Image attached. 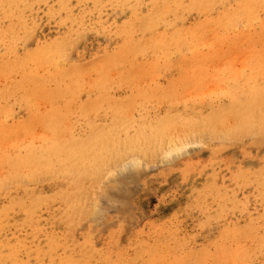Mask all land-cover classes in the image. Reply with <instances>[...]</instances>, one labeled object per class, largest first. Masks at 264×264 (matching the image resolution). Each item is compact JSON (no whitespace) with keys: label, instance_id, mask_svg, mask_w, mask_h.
I'll list each match as a JSON object with an SVG mask.
<instances>
[{"label":"rangeland","instance_id":"obj_1","mask_svg":"<svg viewBox=\"0 0 264 264\" xmlns=\"http://www.w3.org/2000/svg\"><path fill=\"white\" fill-rule=\"evenodd\" d=\"M78 1L77 0H63V1L62 0H60V1L59 0H47V1L46 0H29V1L28 0H7V2H6L5 0H0V37H1L2 29H3V33H2L3 35L2 36H3V38L5 37L4 38L5 40L1 39L2 42H0V47H1L0 48V52H1L0 55H2L5 52L4 53L5 55L3 54V57L2 58L0 57V62H1L0 63V68H1L0 72L2 71L3 68H6V67H7V69H5V70L3 69V70L6 73L9 72V74H7L6 76L4 75L5 78H4V76L2 78L1 77L2 75L0 76V80H1L0 81V87H1V89H3V87H4L6 90L5 91L3 89V91H5V92H3L0 89L3 92V93L0 92L2 94V95L0 94V103L5 102L3 104V106L1 103L0 108H2V107L5 108V106L9 102L12 103V105H10V103H9L8 107H6L5 109H3V110L1 109L3 111V112L1 111L3 116L0 114V119L2 120L0 122L1 123L0 125L3 124V126L0 127V130H2V128H3V130L6 129V131H7V132L3 131V133H1V131H0V139H1V136L3 137V141H1L2 139L0 140V149L4 153H6V157H4V158L9 157L7 159H10L9 161L12 164V167L9 168V166H11V165H8L9 163L5 164L8 162L7 159H6L7 162L4 161L5 159L3 161L1 160L2 156H4L5 154L2 153V151L0 150V153L4 154L2 156L0 154V164L1 163L3 164L0 166V184H1L0 192H1V194L3 192L2 196L0 194V207L3 206V207H1L2 209L1 208L0 209L3 212L4 209L8 208V210H6V211L4 210V214L0 211V215L3 214L2 216H0V218H1L0 219V225L2 227V225H3L2 220H4L5 217L8 218L7 220L5 219L7 224H8V222L10 223V225H7L5 223V221H3V223H5L3 225L4 229H1V227H0V241L2 239V241L0 242V255H2V257L0 256V259L3 260L2 258H5L3 261L0 260L1 264H10L9 262H11L12 259L15 260L16 258H20V259H24V260L27 258L26 260H29L30 264H37L36 260L37 261L40 260L39 264H42L43 261L45 263V261H47V259H49L51 256H52V262L55 261V263H53V264H61V263L64 264V262L66 264H68V263L72 264L75 261L78 263L79 259H81L83 264H94V263L103 264L104 261H105V263L109 262L110 264H122L123 262L126 264H130V263L131 264L132 263L133 264L134 263L135 264H145V262H146V264H147V260L149 258H151V260L153 261L152 264L153 263L162 264L163 262L165 264H167L169 262L171 263L173 260H175V264H177V261L179 263V260H180L178 258L182 259V261L180 260L182 262V263L180 262V264H186V262L196 261L199 257H201V258L198 261L209 262L210 264H225V263L221 262V261H224L225 252L227 254L229 252L231 253V254L230 253L228 254L229 258H227V257L225 258V259H228L229 262L231 259H234V262L235 263L237 262L236 264H263L264 263V259H263L264 258V248H263V245L261 244L260 240L262 238H264V231H263L264 227L262 228V226H264V134H263L264 130L262 129V130L257 131V127H255L254 128L255 130H249V131H246V133L243 132L239 135H235L234 133H231V132H229V135H225L224 132L221 133V131L223 130L222 129L223 127H225L227 124H229V122H234V120H233L234 117L232 115L223 114L221 111L222 106H228L229 110L231 109L230 106H231L232 102L229 105L230 99H234L235 103L237 104L238 101H240V100L251 99L252 97L258 96V95L264 96V93H263L264 92V79H263L264 78V72H262V70H264V58L263 59L261 58L264 55V51L261 53L258 50V49H260V47H261V49H264L263 48L264 45H263V47L260 46L258 48V46H256L252 41L250 44V41H248L246 38H244L243 35H238V34H241L242 31L244 33L246 31L248 32L249 29H250L251 33H253L252 29H254V31H256V29L254 27L249 28V26L251 25V21L248 18H252L253 14L252 13H250L249 15L244 14L245 11L247 10V8H250V7L252 8V3L254 0H249V1L246 0L244 5H243V2L245 0H240L241 2L238 0V2H237L238 4L236 3L237 0H155V2H154V0H138V1L126 0L127 2H125V0H110V1H108V0H106V1L105 0H92L93 2L97 1V3L96 2L93 3L94 5L92 4L91 0H83V1L80 0V2H78ZM98 1H102L104 3L102 4V2L100 3ZM112 1H114V3ZM35 2L37 3V5ZM48 2H49L50 8L48 7ZM64 2H65V4H69V6H67V5L65 6ZM115 2H116V4H115ZM248 2H250V3H248ZM19 3H21V4H19ZM234 3H236V4L234 5ZM28 4L29 5L31 4L32 6L30 7V6H28ZM60 4L64 5V8L66 7L65 10H64L63 6H61ZM85 4L87 6L89 4L90 7H92V6H94V7H92L90 10V7L88 6V8H87V6H85ZM95 4H97V5L100 4V5H98L99 6L98 7ZM121 4H123V5H121ZM228 4H229V6H228ZM35 5L37 6V8H35ZM82 5H83V7H82ZM233 5H234V8L231 9V7ZM42 6H43V8H40ZM78 6H81V7H78ZM242 6L244 8H245V6H247V8L244 9ZM28 7H30L31 9ZM46 7H47V9H46ZM240 7H242V8H240ZM32 8H34V9H32ZM214 8H215V10H213ZM5 9H7V10H5ZM25 9H27V10H25ZM67 9H72V10L67 11ZM81 9H82V11H80ZM85 9H86V11H85ZM42 10H46V11L42 12ZM222 10L223 11L225 10V12H228V14H230V13L232 14V13L237 11L240 14V18H241V19L240 18L239 19L242 22L244 20V22L242 23L239 20V22H237L236 24L232 23L233 24L232 26H224L222 23H220L218 21L220 19V17H222L221 19H225L226 15H223V14H225V12L223 13ZM65 11H67L68 13L67 12L65 13ZM76 11H78V12H76ZM90 11H94V12H91L94 15H92L90 13ZM79 12H80V14H79ZM259 12L261 13L260 14L261 15L260 20H263L262 22H264V16H263L264 10L260 9ZM262 12H263V14H262ZM35 13H36V15H35ZM74 13H75V15L73 16L72 14H74ZM209 13H210V17H209ZM33 14H34V16H32ZM44 14H45V16H44ZM216 14H218V15L216 16ZM29 15H30V17H29ZM59 15H61V16H59ZM87 15H88V17H86ZM203 15H204V17H203ZM53 16H55V17L53 18ZM77 16H78V18H77ZM205 16H207V17H205ZM211 16H212V18H214V20L216 17L215 23L214 22L212 23ZM241 16H243V17H241ZM42 17H43V19H42ZM84 17H86V18H84ZM36 18L38 20H40V23L41 22L43 23V21H44V23H43L44 25H42V23L40 24ZM82 18H83V20H82ZM88 18H90V19H88ZM92 18H93V20H91ZM95 18L97 19L96 22H95ZM24 19H25V21H24ZM49 19H50V21H49ZM126 19H127V21H126ZM26 20H28V21H26ZM86 20H89L88 21L89 24H87ZM204 20H206V21H204ZM256 20H257V18H256ZM20 21H21V23H20ZM34 21H36L39 24H37L36 22L34 23ZM46 21H48V22H46ZM76 21L78 22L77 26L79 25L78 28H77V26H74V25H76ZM201 21H204V22H201ZM57 22L59 23V25ZM68 22H70L69 25H68ZM84 22L86 23L84 25L86 27H83V25H82V24H84ZM199 22H201L203 25H201V26L199 25L200 27L198 25L193 26V24L196 25ZM216 22H218V23H216ZM27 23L31 24V26H29L31 28L28 27ZM92 23H93V25H90ZM97 23H99V25ZM101 23H102V25H101ZM80 24H81V29H80ZM118 24H119L120 28L118 27ZM259 24H260L259 21L254 22V25H256L257 27ZM36 25H38V26H36ZM97 25H98V27H96ZM24 26H27V28L26 27L23 28ZM34 26L37 27L36 30H34L35 29ZM58 26H60V27L57 29ZM91 26H93V28L95 26V28L92 29ZM129 26H131V27H129ZM210 26H212V27H210ZM243 26H244V28H243ZM20 27H22V28H20ZM32 27H34V28H32ZM89 27H91V28H89ZM6 28H8V29H6ZM15 28H17V29H15ZM84 28H86V29H84ZM112 28H113V30H112ZM11 29L12 30L15 29L14 30L15 32L13 31L14 35L11 33ZM30 29H31V31H30ZM63 29H64V31H63ZM83 29H84V31L82 33L81 30H83ZM116 29H117V31H116ZM190 29L194 30V31H201L202 32V35H201L202 40L198 41V45H199L198 52L199 53L198 52H197L198 54L196 53L197 57H201V54H203V58H201V59H199L197 57H196L197 58L196 60L191 59L192 54L190 53V51L188 49L189 43L185 44L184 39L187 40L188 38H191V32H190L191 30ZM7 30L9 31L8 33H10V34L7 33ZM118 30L122 31V32H120L121 36L119 35ZM215 30H216V32H213ZM24 31H25V33H23ZM79 31H81V32H79ZM85 31H86V33H85ZM109 31H111V32H109ZM128 31H129V33H128ZM236 31L238 32V34H235L234 37L231 36V34L236 33ZM29 32H31L32 34ZM33 32H35V34ZM75 32H77V34H75ZM159 32H161V33L159 34ZM5 33L7 35H9V37H7L5 35ZM17 33H19V34H17ZM20 33H22V34H20ZM56 33H58V34H56ZM218 33H219V35H221L220 33H222V34H225L226 36H228L227 33L229 34L230 38H228V37L226 38V36L223 35L227 39L224 42V44H228V46L225 47L227 49H229V46H230V48H233L231 46H233V44H234V48L232 50L229 49V51H227V50L223 51L225 48L223 50L222 49L219 50L218 47H220V46L217 45V44H219L218 39L215 38V35L217 37H219ZM15 34H17V36L22 35L23 38L25 37L26 34H28V35H27V39L26 40L24 39V41H23L22 37L19 38V36L17 37ZM23 34H24V36H23ZM177 34H179V35H177ZM69 35H71V36L69 37ZM115 35H117V36H115ZM208 35H209L208 38L210 39V40L208 39L209 41L206 40L207 39L206 37ZM237 35H238V37H235ZM58 36L60 38L62 37L64 39L60 40V38ZM159 36H160V40H159ZM171 36H172V38H171ZM231 37H233V40H235V41H233V40L230 41L229 39H231ZM13 38H16V39H14V41L19 40L18 42L15 41L17 45H15V43H13L14 42ZM17 38H19V39H17ZM46 38L49 40H47ZM204 38H206V39H204ZM65 39H66V42H64ZM74 39H76V40H74ZM176 39H177V41L174 42ZM236 39H237V41H236ZM9 40L11 42L12 41L13 42L11 43ZM55 40H57V43L59 42V44H57L55 42ZM190 40L191 39H188V42ZM228 40H229V42H228ZM50 41H52V42H50ZM158 41H159V43H158ZM38 42L40 43V45ZM47 42H48V44L45 45ZM68 42H70L71 45H69L70 43H68ZM10 43L12 45H10ZM21 43H23V45ZM53 43L57 44L58 49L61 48V47H58L59 45L62 46V50L60 49V52H58V50L56 52H58L60 55L63 53L62 55L65 54V56H62V58H60V55H58V53L55 54V50L57 49L56 47H54V50H53V48H51V50H50V47L55 46ZM208 43H209V45H212V46H208ZM3 44L4 45L7 44V46H9V47L2 46ZM67 44L69 45V47ZM133 44H135V45H133ZM203 45H206V46H203ZM257 45H262V44L257 43ZM12 46H15V47L19 46V47L18 48L14 47L15 49H13ZM25 46H26L27 51H28L27 53L31 54V55H28L26 53L28 55V60H26V61L24 59H27V55L25 54L26 56L25 57L23 56L24 55L23 53L25 51V49H24ZM35 46L38 48V50L43 48L42 51L44 52V56H42L43 53L41 51H39L40 53L36 52L37 48ZM44 46L45 47L47 46V47L45 48ZM249 46H250V48H251V46H252V48H254V47L255 48L254 49L251 48L248 51L246 48H249ZM65 47L69 48V49H66ZM213 47H214V49L217 47L218 51L217 50L216 51H217V53L218 52L219 53L217 54L215 51V53L217 54L216 55L213 52V57H212V54L210 52L212 51L211 49ZM237 47L238 48L242 47V49L238 50ZM4 48H5V50H4ZM30 48L31 49L36 48V49L29 50ZM107 48L108 49L111 48V49L108 50ZM235 48L237 49L236 51L234 50ZM244 48H245V51H244ZM9 49L11 52H9V51L6 52V50H9ZM11 49L16 50L15 52H13L14 54L12 53ZM45 49H48L49 53H47V51ZM104 49H105V51H104ZM18 50L21 54H23V55L19 54L18 57L20 56L19 58H21V57L22 58H21V60H19L18 57H16V58H14L15 60L12 59L13 60V62H12L11 57L12 58H13V56L15 57ZM200 50L203 52H200ZM205 50L209 51V53H210V54H208V56L206 55L208 58H204V56H205L204 51ZM240 50H242L240 52V54L238 53V55H236V52H239ZM256 50L260 52V56L262 55L261 57L258 55L259 52H257ZM33 51H34V53H33ZM53 51H54L55 55L51 56V52H53ZM103 51H104V53H101ZM163 51H165V52H163ZM179 51H180V53H179ZM181 51H184L185 52L184 54L186 56L184 55L182 57L183 53ZM243 51H244V53L246 52V54H248V55L244 54L245 55V57H244V55L242 54V56H241V53H243ZM253 51L257 52V53L255 52L256 53L255 56H254V54H252ZM68 52H69V54H68ZM138 52H140V53L138 54ZM6 53H8V54H6ZM37 53L39 55L41 54L40 55V58L42 57L41 61L38 57L39 55L36 56ZM45 53H47L46 55L50 54L48 56L49 60L44 59L47 57L45 55ZM126 53L128 54L127 56L125 55ZM135 53H136V56H134ZM144 53H146V54H144ZM32 54L34 56H32ZM66 54H68L69 56L68 55L66 56ZM93 54H95V55H93ZM199 54H200V56H199ZM226 54H227V56H226ZM251 54L253 57L251 56ZM111 55H112V57L110 59L111 61L113 59H116V61L113 60L112 63L107 60L108 58H110L109 56H111ZM164 55H165V57H164ZM196 55L194 53L193 58ZM210 55H211V57H210ZM219 55H220V57H218ZM222 55H224V56H222ZM5 56L8 57L7 60H6ZM31 56H32V59H30V60H32L33 62L32 61L30 62V60H29V58H31ZM35 56H36V58H35ZM50 56L55 57V59L57 57V58H59V60L56 59L55 61H53L54 59L50 58ZM103 56H104V58L102 59ZM189 56H190V58H189ZM37 57H38V60H37ZM124 57L126 59H124ZM130 57H131V59H127ZM33 58H35V60H33ZM68 58H70L73 61H71ZM257 58L260 61H258ZM22 59L24 60V62ZM225 59H227V60H225ZM8 60H10L11 62H9ZM44 60H46V61H44ZM4 61H5V63H3ZM17 61H22V62H17ZM49 61H51V62L49 63ZM69 61H71L70 64L67 63ZM106 61H107V63H106ZM120 61L122 62L121 63L122 65L121 64L118 65L120 63ZM42 62L46 63V65H44V63H42ZM115 62H117L116 65H115ZM258 62H260L261 67H260V65L256 66L257 64H259ZM23 63L25 65L24 68L27 72L22 68ZM25 63L26 64L28 63V65H30V66L29 67H28V65L26 66ZM33 63H34V65H33ZM77 63H81L80 64L81 66ZM113 63H114V65H113ZM246 63H248V65ZM254 63L256 64L255 66H254ZM10 64H12V66ZM16 64H17V66H15ZM39 64H41V65H39ZM67 64L69 66L70 65L71 66L69 67ZM75 64L78 65L79 68ZM249 64H251V65H249ZM13 65L16 67V69L18 67V70H16ZM56 65H57V67H56ZM252 65L255 67L254 70H253L254 67ZM9 66L12 68V69L10 68L11 71L14 68V71L18 74H16L13 71H12L13 73L10 74L11 71H9V69H8ZM34 66L36 67L37 70L33 69ZM45 66L47 67L46 69H45ZM91 66H92V68H90ZM112 66H114V67H112ZM247 66H252V69L250 67V70H249V68H247ZM19 67L21 68V71L23 69L22 72L20 71ZM256 67H259L258 70L256 69ZM260 68H262V69L260 70ZM27 69H29V70L31 69V71L28 72ZM65 69H67L66 71L69 70L68 73L64 71ZM76 69H79V70L76 71ZM32 70H34V71H32ZM98 70L100 71L99 73H98ZM88 71H91V72H88ZM243 71H245L246 73L244 72V74H243ZM253 71L255 72V74ZM50 72H52V73L50 74ZM60 72H61V74H63V76H65L64 78H63V76L60 75ZM64 72H65V74H64ZM3 73L4 72H2L0 74H3ZM6 73H4V74H6ZM20 73L22 75H20ZM241 73L243 75H238ZM12 74H14V75H12ZM29 74H33V75H31V77H33V79L39 78L38 76H36V74L41 76L38 79V81L36 80V83L34 80H31L32 82L34 81L33 82L34 84H37V82L41 81V85L37 84L38 88H35L36 85L33 86L35 88L34 90L31 89L32 86H29L30 87V89H29V87H27L28 85H26L27 83L24 80L25 78H26V80L29 79L28 78L30 76ZM70 74H72V75L70 76ZM248 74L249 75L251 74V78ZM9 75H10V77L13 76L14 78L12 77L13 79H11L9 77ZM26 75H28V76H26ZM47 75L48 76L50 75V76L48 77ZM244 75H247V76L244 78ZM20 76H21V79H23V80L19 84L21 86L24 85V90H27L26 92H24L23 88H21L23 91L18 89L21 86H19L17 88L18 83H16V82H18V80L20 79ZM22 76H24V77L22 78ZM34 76H36V77H34ZM42 76H45V77L42 78ZM248 76H249V78H248ZM80 77L81 78L83 77L82 80ZM15 78H17L18 80L16 81ZM41 78H42V80L44 78H46L45 80H43V82H45V81L46 82L49 81V82L45 83V86H44V84L42 85V83H43L42 80H40ZM58 78L60 79L59 82H57ZM84 78H85V80H84ZM247 78H248V80H247ZM4 79H6V80H4ZM9 79H10V81H9ZM21 79H20V81H21ZM51 79H52V81L50 82ZM116 79L120 80V82H117ZM11 80L13 81V83ZM62 80H64V82H67V84L64 83ZM66 80H68V81H66ZM28 81L31 82L30 79L27 80V82ZM60 81H61V83H60ZM2 82L4 85L2 84ZM8 82H9V84H11V85H9V87L7 86ZM32 82L29 83V85L33 84ZM107 82H109V83H107ZM105 83L108 84L109 86L107 85L108 86L107 87ZM53 84L54 85L56 84V86H53ZM63 84H66V85H68V87H71V88H69L71 90V93H72V90H74V89L76 91L75 93H77V91L79 89H80L79 92L82 90L80 94H78L79 92L77 93L78 95L76 97L77 98L79 97V99L76 98V100H74L75 97L73 98L72 95L75 93L73 92L71 94V97L67 100L65 98V97H67L65 94L70 96V93H69V89H67L68 93H66V89L64 87L66 85H63ZM12 85H13V87H11ZM14 85H17V86H15V88H14ZM38 85L42 86L44 88L43 89L41 87V90H45V88H46V91H48V87H50L49 92L46 93V91H44V94H46L45 95L46 97H44V95L41 94L43 91L40 90V87ZM50 85L55 87V89L52 88ZM59 85L64 87V89L62 87H60ZM90 85H91V88H90ZM121 85H123V86H121ZM58 86L60 87V89ZM98 86H100V89L103 86H104V88H102L100 90ZM25 87H27L28 89ZM68 87L66 86V88H68ZM110 87H111V89H109ZM11 88L14 90H12ZM51 88H52V90H51ZM61 88L63 91L65 90V92H63L61 90ZM96 88L99 89L100 91L97 90ZM16 89L18 91H16ZM36 89L38 91H36ZM53 89L55 91H53ZM235 89H236V91H235ZM7 90H8V92H7ZM58 90H60L59 91L60 93H63L62 94L63 96L65 95L64 98L60 93H57ZM106 90H107L108 94L105 93ZM221 90H223V91H221ZM14 91L16 93L19 92L18 95L13 94L12 92H14ZM102 91L104 93L102 94L103 97L101 98L102 95H100V94L102 93ZM224 91H226V92L230 91L231 92V95H230L231 98L229 97L228 93H227L228 95L226 94L227 95L226 96ZM242 91H244V92H242ZM253 91H255V92H253ZM9 92L12 94H10ZM20 92L21 93L23 92L22 94L24 96ZM31 92H33V95L31 94ZM93 92L95 93V95ZM99 92H100V94H99ZM221 92H223L226 97L224 95L221 96L222 95ZM48 93H49V95H47ZM85 93H87V96L85 95ZM109 93H110V96H109ZM113 93H114V95H113ZM210 93H211V95H210ZM39 94H41V95H39ZM88 94L91 97L88 96ZM97 94H98V96L99 95L100 96L98 97ZM232 94H234V96ZM6 95H7V97H6ZM11 95L14 99H16V97L17 98L20 97V98H18V101H17V99L14 100L11 97ZM25 95H28L29 97L25 96ZM55 95H57V96L61 95L60 96L61 98L60 97L58 98ZM104 95H107V96H104ZM32 96H34L37 100L35 98H33ZM39 96L44 97L45 100L42 98H39ZM53 96L56 97L57 99H55ZM94 96H97V97L94 98ZM21 97L22 98L27 97V98H29V100L28 99L26 100L24 98L21 99ZM87 97H89V99H91V100H89ZM235 97H236V99H235ZM2 98H3V100H2ZM8 98H10V99H8ZM48 98L52 99V101ZM70 99H72V101L65 102L66 100L69 101ZM86 99H87V101H86ZM97 99H100V101ZM6 100H8V101H6ZM20 100L23 102L25 101L24 102L25 104L23 102L19 103L20 105L22 104L21 105L22 107H20L18 104V102ZM38 100H40V101H38ZM42 100L44 103L42 102ZM48 100H50V102ZM61 100H63L64 102ZM78 100H80V101H78ZM83 100H85V101H83ZM95 100L98 101V103L95 102ZM217 100H219V101H217ZM12 101H14V103L17 106L15 104H13ZM46 101H47V103H46ZM108 101H110V102H108ZM65 103H69L71 106L68 104L69 107H67V104L65 105ZM82 103H84V105H82ZM39 104H41V105L39 106ZM62 104H63V106H62ZM73 105L75 107H73ZM102 105H103V107H101ZM110 105L113 107L112 109H109ZM139 105H140V107H139ZM25 106L26 107L29 106L30 108H28V107L26 108ZM45 106L47 108H45ZM64 106H66L67 108ZM82 106L86 107V109L82 108V110H84V111L90 110V112L85 111V112H83V115L80 114L81 116L79 117V113H82V112H79V111H82L80 109ZM104 106H106L105 107L106 109L104 108ZM236 106H239V105H236ZM18 107H19V109H17ZM199 107H201L200 111H199V109H197ZM42 108H43V110H42ZM10 109H12L13 115H11L12 113H9L11 111ZM26 109L29 111L32 109L31 113L29 115H28L29 112L27 113ZM35 109H37V112ZM51 109L52 110L56 109V112L52 111ZM72 109L73 110L75 109L74 110L75 112ZM146 109H148V110H146ZM194 109H195V111H194ZM7 110H8V113L10 115L7 113ZM257 110H259L260 112L264 111L262 106H260ZM23 111H24V113H26V115L23 113ZM48 111L50 114L44 118V115H47L48 113L46 114V112H48ZM66 111H68L67 114H65ZM105 111H106V114H105ZM217 111H218V113H217ZM39 112L40 113L42 112V114H44V115L41 114V117H39V115H40ZM51 112H53L55 114H53ZM60 112L62 113L61 116H60V114H58ZM69 112H70V114H68ZM86 112L88 114H86ZM111 112H112V114H111ZM201 112L204 114L205 113H207V114L203 115ZM37 113H39V114H37ZM56 113L58 114L59 117H56L57 116ZM187 113L189 115H187ZM198 113L200 114L201 117L203 115V117H202L203 122H202V119L199 120ZM15 114L17 115V118H16ZM174 114H175V116H174ZM19 115H21V116H19ZM84 115H86V116L84 117ZM105 115H107V116H105ZM183 115H185L186 117H184ZM192 115L196 116V117H193ZM209 115H211L210 116L211 121H208ZM29 116H31L30 117L31 119L36 120V121L34 122L31 119H29ZM32 116H33V118H32ZM34 116H35V118H34ZM180 116H183L185 118V120L189 119L187 117L191 116V119L194 122L193 121H192V123L189 122L190 121V119H189V120H186L187 122H189L188 125H186L187 123L182 125L184 120H183V122L181 121L182 122L181 123L179 119L182 120V118ZM224 116L227 117V119H225ZM12 117H14V118H12ZM177 117H180V118H177ZM23 118L25 120L24 122H23ZM27 118H28V120H27ZM36 118L39 119L40 121L42 120V123H40L39 121L37 122ZM58 118L60 121H58ZM61 118H62L63 122H61L62 121ZM71 118H75L76 120L78 119V121L75 122L76 120L75 119L71 120ZM85 118H86V120H85ZM176 118H177V121L180 123V125H178V123H177V126H176V123H175V126H176L175 127L172 125H174L173 121L176 120ZM222 118H224V119L221 120ZM45 119L46 120L49 119V120L46 121ZM81 119H82V121H81ZM147 119L150 122H148ZM217 119H218V121H217ZM29 120H30V122H28ZM73 120H74V122H73ZM111 120H114V123ZM144 120L146 121V123ZM224 120H225V122H224ZM228 120H229V122H228ZM43 121H45L47 124L50 121V122L54 123L55 125L54 124L52 125L49 122L53 127L50 126V124H48L47 125L48 127H47L46 123ZM167 121L169 123V124L166 123V125L168 127L171 125L170 123H172V125L170 126V129H165V127L167 128V126L165 125V122H167ZM195 121H196V123H195ZM10 122H12L10 124V127L11 126L13 127L14 125L17 124V128H19L21 130L13 129L15 127L8 128ZM27 122L32 124V125L28 124ZM33 122H34V124H36L35 126H34ZM58 122H60L61 125ZM21 123H23V124L25 123V125L20 126ZM43 123H45V126ZM56 123H58L59 125L58 124L56 125ZM83 123H84V125H83ZM97 123H100V124H97ZM108 123H110V124H108ZM143 123H145V125ZM147 123H149L150 126L147 125ZM6 124H7V127H6ZM79 124H81L82 127H80ZM162 124H164V126H162ZM90 125L92 127H94V125H95V127L93 128L94 130L92 129V127ZM101 125L103 126V130H101L102 129ZM108 125H109V129L105 132H108L109 130H111V131H109L110 136H108V134H107V137H109V138H107L105 136L106 133L104 132V133H102V135L105 138H103V136H101L100 132L104 131V127L108 128ZM191 125H192V127H191ZM193 125H194V127L196 126L197 129L194 128ZM22 126H24L26 128H24ZM42 126L46 127V128L50 127L49 129L51 130V128H52L53 131L50 132L49 129H47V131H45L46 128H43ZM87 126H89V127H87ZM96 126L98 127L97 131H96V129H97ZM110 126H111V128H110ZM148 126H149V130L151 129L152 132L154 131V133L157 134L158 136H154V133H148L147 134L146 130L148 129ZM184 126H186V127H184ZM146 127H147V129H146ZM153 127H154V130H153ZM171 127L172 128L175 127L177 130H175L174 128L172 129ZM33 128H34V130H32ZM62 128H63V132H60V130H62ZM85 128H86V130H84ZM87 128H89V129L87 130ZM157 128L159 129V131L157 130ZM9 129L10 130L13 129L16 131L12 130L13 132H11ZM26 129H27V131H26ZM29 129L31 131H33V134H31V132H29L30 131ZM219 129L221 131H219ZM75 130H77V131L75 132ZM82 130H84V131H82ZM89 130L94 131V133H93V134H95L94 137L97 134V138H99V134H100V137L104 140L103 141L104 145L106 144V145H108V147L106 145L103 147V145H102L103 142L100 143V142H98V139H94L93 134H91V136L88 135L89 133H91V131H89ZM99 130H101V131H99ZM149 130H147V132H151V130L150 131ZM191 130L193 131L194 134L191 133ZM202 130H205V131H202ZM25 131L28 132L29 134H27V133L25 134L24 133ZM72 131H73V133H71ZM155 131L156 132L158 131V132L156 133ZM79 132L82 134H80ZM211 132L214 134L212 135ZM257 132H259V133H257ZM21 133H24V134L21 135ZM35 133L39 137L38 136L36 137ZM50 133H52V135ZM59 133H61V134H59ZM69 133H71V136H72L71 140H70L71 136L69 135ZM110 133H112V134H110ZM130 133H131V135H130ZM135 133L138 135H136ZM158 133H161V134H158ZM162 133H163V137L159 136V135H162ZM182 133L185 137L184 139H182L183 138ZM185 133H187L188 136H186ZM7 134L8 135L12 134V136L10 137ZM72 134H74L75 136ZM149 134H152L153 137ZM175 134L178 137L176 139H175ZM34 135H35V138H33ZM81 135L83 137H80ZM112 135H116V136H114L116 138H114ZM146 135L148 138H150V137H152V138H151V140L150 139L146 140L144 143V140L147 139ZM232 135H234V137ZM14 136H16L17 138L20 136V138L15 139ZM43 136H45V137H43ZM73 136H74V139H75V137H77L74 140V143L72 142ZM132 136L134 139H136L135 141L132 138ZM168 136H170V137H168ZM4 137H5V139H4ZM6 137L8 138L9 142H8ZM78 137H79V139L82 138V141H81V139L79 140ZM158 137H161L162 139L158 138ZM86 138H87V140L89 139V141H87ZM91 138L96 143L98 142V144L96 145L94 143V141L91 140ZM129 138H131V141L129 140ZM138 138L141 139V140L139 139L140 140L139 143H138V141H139ZM142 138H145V139H142ZM155 138L157 139V141L155 140ZM40 139H41V141H40ZM113 139H116V140H113ZM160 139L162 140V142ZM5 140L7 141V143ZM78 140L80 142V143L77 142L78 145L81 144L79 146V148H78V145H76L77 143L75 144V142ZM107 140L110 141L109 144H107V142H108ZM132 140L134 143L132 142ZM164 140H165V143H164ZM4 141H5V143H4ZM83 141L85 143L87 141L88 144L92 141L94 144H92V142H91L89 146L96 145V146H94L95 148L93 146H92V148H94L93 149L94 152H96L98 150L97 153H99V154H97V155H96V153L92 154L90 152V150L93 151L91 149V147L86 146L85 149L88 147L90 150H88V148H87V150L92 154L91 155L92 157L89 158L90 153H86L87 151L85 149H84L85 151H83V149H82V148H84V146L82 145ZM111 141H115L116 143L113 142V143H115V144H113ZM124 141H126L125 145H124V143H125ZM147 141H149L148 144H147ZM158 141H159L160 145H158ZM181 141H182V143H181ZM185 141H187V142H185ZM13 142H15L16 144L15 143L13 144ZM44 142H46L49 145L46 146L47 149H45L43 154L40 155L41 152H38V150L34 149V148L40 147L41 144H42L41 147H43ZM57 142H59V145L62 147V148L59 147L60 150L62 149V151H60L61 155L58 154V153H60L58 150V147L56 146L57 147L56 148L54 146ZM117 142H118V144H117ZM127 142L128 143L132 142V143H130V145H128ZM153 142L154 143L156 142L155 146H154ZM53 143H55V144H53ZM67 143H68V145H67ZM63 144H65V145H63ZM72 144H74L77 148L74 147V145H72ZM86 144H84V145H86ZM185 144H188V146H186ZM18 145H19V149H17ZM22 145H24V147H22ZM99 145H100V147L102 145V148L100 149V147H99L97 150H95ZM20 146H21V148H20ZM66 146H70L73 148V155L70 153L72 151L69 149V147H67L65 150L63 149ZM115 146H116V148H114ZM152 146L154 149L152 148ZM183 146H185L186 149L183 148ZM26 147H28V148H26ZM80 147H81V150H80ZM171 147H172V149H171ZM176 147L179 148L180 151L179 150L177 151ZM31 148H32L31 151H34V150L37 151V153L32 154L34 156L31 155V153H32L30 151ZM52 148L53 149L55 148L57 151L55 152V150H53ZM103 148L105 150H108V151H106V152H105V150L103 151L102 150ZM129 148H130V150H128ZM38 149H40V148H38ZM67 149L70 151L69 152L66 151ZM78 150L80 152H78ZM101 150H102L101 153L103 155L100 153ZM171 150L173 151L172 154L174 153V155L168 154L169 152H171ZM174 150L177 154H175ZM21 151H22V153H25L27 151L26 152L27 154L19 153ZM28 151H30V152H28ZM51 151H53L55 154L58 152L57 154H58L59 158L56 157L57 155L53 156L54 155L53 154V155H50V159H48L49 158L48 154ZM65 151H66V153H65ZM81 151H83V155L85 154L83 157L84 161H80L83 159H81L82 157L81 158L78 157L79 154L77 155V153H81V155H82ZM114 151H115V153H114ZM74 152H76V155H77V156L75 155L76 157H73ZM15 153L16 154L18 153L20 156H18V154L15 155ZM28 153H30V154H28ZM64 153H65V155H64ZM7 154H9V155H7ZM10 154H11V156H10ZM36 154H37V156H39V157L41 156V157L39 158V157L35 156ZM44 154H46V155H44ZM86 154H88V157L86 156ZM116 154H118V155L116 156ZM119 154H121V155H119ZM23 155H24V157H23L24 159L21 157ZM25 155H27V156H25ZM30 155H31V158H30ZM62 155H64V158L67 155L68 156L72 155V156H69V158L67 156L66 159L63 158L64 160L62 161V160H60L62 158ZM102 156H104V157L101 158ZM114 156H115V158H114ZM119 156H121V157H119ZM12 157L15 158V160H13ZM18 157L19 158L21 157L23 162L20 161L18 159ZM46 157H48V158H46ZM72 157H73V159H72ZM77 157L79 160H77L78 162L75 163L76 162L75 159H77ZM169 157H170V159H169ZM16 158L19 160V162L16 161L17 160ZM29 158H30V162L32 160L31 165H30V162L28 161ZM38 158H39V160H37V161L40 163H37V161H34ZM43 158H45V160L47 159V162L44 160H41ZM51 158L54 159V161H51ZM92 158H94V159L97 158V162H94V159H92ZM171 158H172V160H171ZM25 159H26V161H28L29 165H25V163H26V161L24 162ZM67 159H70V161L67 162L66 161ZM112 159H113V162H112ZM13 161H15V164H13L14 163ZM55 161H57L58 163ZM64 161L67 162L66 166H65L66 163H64ZM71 161H73V162H71ZM87 161H89V162L86 163ZM91 161H93L95 163V168H94L93 162H91ZM16 162L18 165L16 164ZM20 162H22L23 166L25 165L24 169H23V166ZM42 162H43V164H42ZM48 162H50L51 164L48 165ZM70 162H71V164H70ZM80 162H81V165H80ZM114 162H116V163H114ZM59 163L63 164L65 166V168L63 165H61ZM74 163H75V166H74ZM13 165H14V167H13ZM89 165H90V168H89ZM104 165H106L107 168L104 167ZM18 166H20L19 167L20 169H18ZM53 166L57 170L55 168L53 169ZM69 166H71V167H69ZM109 166H110V168H109ZM26 167L29 171L25 169ZM83 167L85 168V170L83 169ZM91 167L94 168L93 169L94 171L92 170ZM50 168H51V170L53 169L52 172H51ZM86 168L88 170H86ZM16 169H18V171ZM98 169H100V170H98ZM102 169H103V171H102ZM13 171H15V172H13ZM46 171H47V173H46ZM96 171H98V172L100 171V173H98ZM105 171H106V173H109V174L111 173V175H109V177H105L106 175H108L105 173ZM44 172L46 173L45 176H44ZM83 172H84V174H83ZM3 173L5 175H3ZM8 173H10V174H8ZM14 173H15V175H11ZM86 173H87V175H86ZM17 174H18V176H17ZM82 174H83V176H82ZM100 174L101 175L106 174V175L104 177L102 176L103 179H101ZM6 175H7V177H6ZM58 175H59V177H58ZM92 175H93V177H91ZM37 176H39V177H37ZM3 177H4V180H3ZM13 177H14V179H13ZM15 177H17V178H15ZM37 178L41 184L38 182ZM52 178H53V180L51 181ZM56 178H60V180H64V181H62L60 183L59 179H56ZM106 178L107 179L109 178V181L106 180ZM248 178H249V180H248ZM252 178L253 179L256 178V179L253 180ZM103 180H104V182H103ZM19 181H20V185H19ZM47 181H49L48 184L46 183ZM80 182L81 183L83 182L82 183L83 185L80 186L81 189L77 186V185H80ZM94 182H95L96 186L92 184ZM102 182L105 184L103 185ZM26 183L29 184L30 187ZM98 183H101V185L100 184L98 185ZM15 184H16V186H14ZM17 184L19 185V187ZM54 184H56V185H54ZM85 184H87V185H85ZM64 185H65V187H64ZM24 186H25V188H24ZM40 186H41V188H40ZM98 186H100V187H98ZM22 187H23V189H22ZM91 187H92V190H90ZM111 187L113 188V190ZM115 187H117V188H115ZM3 188H6V189L10 188V189H7L8 190V192H7V190L3 189ZM12 188H14V189H12ZM19 188L21 189V191L19 190ZM76 188L79 190H77ZM87 188L89 190H87ZM24 189H25V193H24ZM96 190H97V192H96ZM79 191H81L79 194L82 193L81 197L78 195ZM70 192H72V193H70ZM67 193L70 195H67ZM74 193H77V194H74ZM43 194L45 197L43 196ZM72 194H74V195H72ZM91 194H93V195H91ZM75 195L77 197L76 200H78V196L80 198L79 200L82 199L81 202L80 201L78 202V201L74 200V198H72V197H75ZM32 196H34V197H32ZM6 198H8V199L6 200ZM14 198H15V200H14ZM29 198L31 200L32 199L33 200L30 202ZM25 199H27V200H25ZM36 199H38V201H36ZM42 199L46 203H44V201ZM40 200H41V202H40ZM61 201H62V203H61ZM20 202L23 204H21ZM38 202H39V204H38ZM47 203H48V205H47ZM26 204H29L28 207ZM58 204H60V205H58ZM89 204H91V205H89ZM94 204L97 205V207ZM17 205L20 206L21 208L23 206V208H26V211H25V209L23 210V208L21 209L19 207L17 209L16 208ZM74 205H76V207ZM66 206H68V207H66ZM88 207H89V209H88ZM95 207L97 209H95ZM13 208H14V210H13ZM27 208H28V210L30 208V210L28 211ZM32 209H34L35 212H33ZM45 209H46V211H45ZM10 210H12V211H10ZM22 210H23V213L21 212ZM17 211H18V215H17ZM5 212H7V214ZM25 212H26V214L24 215ZM90 213H91V215H90ZM4 215H5V217H4ZM56 215H58V216L56 217ZM84 215H85V217H84ZM89 215L91 216V218ZM17 216H18V219L16 218ZM37 216H38V219H37ZM33 217H34V219H33ZM27 218H29V219L27 220ZM14 219H16L17 221ZM59 219H63V220L60 221ZM12 220L15 222H13ZM56 221H58V222L60 221V222L57 223ZM26 222H28V223H26ZM36 222H38L39 225ZM12 224H13V226L18 225V227H16L18 229L13 231L15 229V227L11 226ZM19 224H20V227H19ZM35 224H36V226H35ZM57 224H59V225H57ZM258 224H259V226H258ZM261 224H262V226H261ZM52 225H54V226H52ZM235 225L239 228L236 231H234V234H233V230H235V227H236ZM255 225L257 226V227H255L257 230L259 227L258 231L255 228L253 230V226H255ZM232 227H233V230H231ZM250 227H252V229H250ZM21 228H24V230ZM224 228H226V229H224ZM240 228L241 229L244 228V229H242L243 231H245L244 233L242 232L243 235L240 232L241 231ZM19 229L21 232L18 231ZM50 229H51V232H49ZM251 230L253 232L255 231V233H252ZM222 231H224V232H222ZM11 232H13V233H11ZM16 232H18V233H16ZM221 232L223 234H221ZM51 233H52V235H51ZM237 233H239V234L241 233L242 236L239 237V234H237ZM247 233H249V234L251 233V234L247 235ZM11 234H13L12 236L14 239L15 238H17V239H15V240L12 239ZM15 234L19 237H21L20 235H22L24 237L21 238L20 241H18L20 238L16 237ZM245 234H246V237H244ZM220 235H221V237H220ZM222 235L224 237H222ZM252 235H254V237ZM7 236H10V237H7ZM249 236H250V238L252 237L251 241H250V238L249 239L247 238ZM5 237H7V238L5 239ZM52 237H54V239L49 240V239H52ZM243 237L246 239H244ZM87 238H89V239H87ZM58 239H59V243H62V242L63 243H62V245H58V243H56L58 245V247H57L56 244H54V243L56 242V240L58 242ZM65 239H66V241H65ZM176 239H177V242L175 241ZM252 239H253V241H252ZM60 240H62V242H60ZM237 240H239L240 242L242 241V243H244L245 245L247 244V246L250 249L252 248V251L256 252L257 254H255L254 252L253 253L250 252L251 253L250 254L251 259L250 258L249 259L244 258V259H242V261H240L241 258L237 254L238 251H236V241ZM15 241H16V243H14ZM23 241L24 242L26 241L28 250L25 251V253H24L25 255H23L22 257H16L18 251L17 250L14 251V248H15L14 246H16L17 247L16 249H18V247L20 246L19 244L24 243ZM34 241H35V243H34ZM51 241H53V242L50 243ZM182 241L184 242V244ZM219 241H220V244L219 245L216 244V243H219ZM249 241L252 244L251 247H250L251 244ZM3 242L5 244H2ZM28 242H30L29 243L30 246H29ZM87 242H88V244H86ZM162 242H163V244H162ZM171 242L174 243V245H172ZM180 242H182V244ZM9 243L11 245H9ZM39 243H40V245H39ZM175 243L177 246H175ZM35 244H37L38 249L36 248ZM48 244H51V245L49 246ZM150 244L154 245V247L153 246L151 247ZM160 244H161V246H160ZM253 244L256 247H253L254 246ZM6 245H9V246H6ZM69 245H70V247H69ZM92 245L94 247L96 246L95 249ZM158 245L160 248H158ZM213 245L216 246V248L218 250H215L216 248ZM224 245L226 246L225 250H224V248H225ZM40 246L43 248V249L41 248L42 250H40ZM62 246L65 248V250H64V248L61 249ZM171 246L172 247L175 246V247L172 248ZM183 246H185V247H183ZM203 246L206 248H204ZM258 246H259V249L257 248ZM12 247H13V249H11ZM137 247H138V249H137ZM141 247H143V248L145 247L144 249L146 251L145 250L143 251V249ZM220 247H223V248H220ZM48 248H49V250H48ZM50 248L51 249L54 248V250L56 249L54 252L55 254L53 253L54 250L52 251ZM96 248H97V250H96ZM140 248L142 249V251H140L141 250ZM147 248H149V250H147ZM29 249H31V251H29ZM71 249L73 251H71ZM84 249L86 250L85 253L83 251ZM91 249H92V251H91ZM155 249L156 250L159 249V250L156 251ZM160 249H161V251H160ZM203 249L207 250V252H205ZM209 249L212 251V253L209 252L210 251ZM2 250H4V251H2ZM11 250H13V252L15 254H13V252ZM63 250H64V252H62ZM136 250L139 253L137 256H136V253H137ZM201 250H203V252H201ZM10 251L12 252L11 253L12 256L14 255L15 258H13L11 255H9L10 253L8 254V252H10ZM38 251H39V254L37 253L38 255L36 256V252H38ZM49 251L51 252V255H50V253H48V254L46 253L44 255L45 252H49ZM59 251H61V252L59 253ZM149 251H150V253H149ZM162 251L164 253H162ZM170 251L172 253H170ZM34 252H35V254H34ZM40 252L42 254H40ZM68 252H70V253H68ZM82 252L84 253V255ZM90 252H92V253H90ZM93 252H95V254ZM100 252H101V254H100ZM204 252L207 253L208 255L205 254ZM216 252H217V254H216ZM259 252L262 254L260 255ZM28 253L32 254L31 256L29 255L30 258L27 257ZM61 253H62V255L60 256ZM63 253H65L67 255V258H65V260L62 259V256L66 257V255L64 256ZM159 253H161L160 255L163 254L165 257L170 255L169 260H168V257H166V258L164 257L165 259H163V255L161 256V258L163 259L162 260L158 255ZM213 253H215V254H213ZM258 253H259V255H258ZM33 254L36 257H34ZM71 254L73 255V257L75 256L74 259L71 258L72 257ZM91 254H94V255H91ZM134 254H135V256H134ZM171 254L172 255L174 254L175 256L173 255L174 259L170 261V259H172ZM204 254H205V257H204ZM252 254H255V255L253 257H251ZM7 255H9L10 257L7 258ZM40 255H43V256H41V258H40L39 257ZM129 255H131V256L129 257ZM201 255L203 256V258ZM78 256H79V258H78ZM132 256H134L136 258L133 257L131 259ZM139 256H142L143 258L144 257L145 258L144 259L142 257L139 258ZM155 256L157 258L159 257L160 261H159V258H158V260H156ZM196 256H197V259H196ZM87 257L89 259H88V261L87 260L85 261V259ZM92 257L93 258L95 257V260ZM255 257H258V258H255ZM98 258L100 259V261L96 260ZM104 258L108 259V261L103 260ZM41 259H43V260L41 261ZM83 259H84V261H83ZM91 259L94 261H92ZM145 259H147V260H145ZM166 259H167V261H166ZM216 259H218L219 263L217 262ZM89 260H90V262H89ZM131 260H134L136 262H134V261L131 262ZM151 260L149 259L148 263ZM48 261L50 262V259ZM139 261H141V263H139ZM52 262H51V264H52ZM80 262L78 264H82ZM212 262H214V263H212ZM109 263H107V264H109Z\"/></svg>","mask_w":264,"mask_h":264},{"label":"bare ground","instance_id":"obj_2","mask_svg":"<svg viewBox=\"0 0 264 264\" xmlns=\"http://www.w3.org/2000/svg\"><path fill=\"white\" fill-rule=\"evenodd\" d=\"M5 1L7 2V0H5ZM28 1H29V0H28ZM46 1H47V0H46ZM59 1H60V0H59ZM62 1H63V0H62ZM77 1H78V0H77ZM82 1H83V0H82ZM91 1H92V0H91ZM91 1H90V2H91ZM105 1H106V0H105ZM108 1H110V0H108ZM136 1H138V0H136ZM239 1H240V0H239ZM248 1H249V0H248ZM43 2H44V1H43ZM51 2H52V1H51ZM54 2H55V1H54ZM74 2H75V1H74ZM74 2H73V3H74ZM78 2H80V0H79ZM95 2L97 3V1H95ZM95 2L92 1V4L95 3ZM98 2L101 3L102 1H98ZM112 2L114 3V1H112ZM125 2H127V1L125 0ZM154 2H155V0H154ZM209 2H210V1H209ZM237 2H238V0L236 1V3H237ZM240 2H241V1H240ZM245 2H246V0L243 2V5L245 4ZM35 3H36V2H35ZM62 3H63V2H62ZM62 3H61V4H62ZM67 3H68V2H67ZM69 3H70V2H69ZM103 3H104V2H102V4H103ZM105 3H106V2H105ZM109 3H110V2H109ZM118 3H119V2H118ZM118 3H117V4H118ZM139 3H140V2H139ZM139 3H138V4H139ZM236 3H234V5H235ZM248 3H250V2H248ZM19 4H21V3H19ZM61 4H60V5H61ZM80 4H81V3H80ZM80 4H79V5H80ZM83 4H84V3H83ZM86 4H87V3H86ZM86 4H85V6H87ZM90 4H91V3H90ZM102 4H101V5H102ZM110 4H111V3H110ZM115 4H116V2H115ZM224 4H225V3H224ZM237 4H238V3H237ZM24 5H25V4H24ZM36 5H37V3H36ZM36 5H35V8H37ZM52 5H53V4H52ZM64 5H65V6H66V5L69 6V4H65V2H64ZM64 5H61V6H63V8H64ZM71 5H72V4H71ZM93 5H94V4H93ZM95 5L98 6V5H100V4H98V5L95 4ZM121 5H123V4H121ZM128 5H129V4H128ZM231 5H232V4H231ZM234 5L231 7V9L234 8ZM247 5H248V4H247ZM19 6H20V5H19ZM28 6L31 7L32 5H31V4H30V5L28 4ZM58 6H59V5H58ZM72 6H73V5H72ZM75 6H76V5H75ZM85 6H84V7H85ZM88 6H89V4H88ZM88 6H87V8H88ZM228 6H229V4H228ZM11 7H12V6H11ZM30 7H28V8H30ZM48 7H49V2H48ZM53 7H54V6H53ZM78 7H81V6H78ZM82 7H83V5H82ZM89 7H90V6H89ZM92 7H94V6H92ZM92 7H90V10H91ZM98 7H99V6H98ZM98 7H97V8H98ZM121 7H122V6H121ZM163 7H164V6H163ZM242 7H243V6H242ZM242 7H240V8H242ZM38 8H39V7H38ZM40 8H43V6L40 7ZM49 8H50V7H49ZM51 8H52V7H51ZM54 8H55V7H54ZM54 8H53V9H54ZM61 8H62V7H61ZM65 8H66V7H65ZM65 8H64V10H65ZM70 8H71V7H70ZM74 8H75V7H74ZM140 8H141V7H140ZM215 8H216V7H215ZM215 8H214L213 10H215ZM243 8H244V7H243ZM245 8H247V6H245ZM245 8H244V9H245ZM30 9H31V8H30ZM32 9H34V8H32ZM46 9H47V7H46ZM83 9H84V8H83ZM115 9H116V8H115ZM229 9H230V8H229ZM260 9H261V10H262V9L264 10V0H254L253 3H252V8H251V7H250V8H247V10H246L245 13H244L245 15H249L250 13L253 14V16L251 15L252 18H248V17H247V18L251 21V25L249 26V28H250V27H251V28L254 27V28L256 29V31H254V29H252V30H253V33H251V32H250V29H249L248 32L246 31L247 33H246V32L244 33V32L242 31L243 34H242L241 32H240L241 34H238V32L236 31V33L231 34V36L234 37L235 34L243 35L244 38H246L248 41H250V44H251V41H252L256 46H258V48H259L260 46L263 47V45H264V22H262L263 20H260V16H261V15H260L261 13L259 12ZM5 10H7V9H5ZM25 10H27V9H25ZM62 10H63V9H62ZM68 10H72V9H67V11H68ZM146 10H147V9H146ZM146 10H145V11H146ZM150 10H151V9H150ZM239 10H240V9H239ZM40 11H41V10H40ZM43 11H46V10H42V12H43ZM54 11H55V10H54ZM67 11H65V13H66ZM80 11H82V9H81ZM85 11H86V9H85ZM85 11H84V12H85ZM111 11H112V10H111ZM27 12H28V11H27ZM34 12H35V11H34ZM42 12H41V13H42ZM55 12H56V11H55ZM74 12H75V11H74ZM76 12H78V11H76ZM91 12H94V11H90V13H91ZM130 12H131V11H130ZM190 12H191V11H190ZM222 12L224 13L225 10H224V11L222 10ZM53 13H54V12H53ZM67 13H68V12H67ZM87 13H88V12H87ZM87 13H86V14H87ZM226 13H227V14H226ZM29 14H30V13H29ZM63 14H64V13H63ZM79 14H80V12H79ZM88 14H89V13H88ZM91 14H92V13H91ZM188 14H189V13H188ZM188 14H187V15H188ZM201 14H202V13H201ZM214 14H215V13H214ZM262 14H263V12H262ZM25 15H26V14H25ZM25 15H24V16H25ZM35 15H36V13H35ZM64 15H65V14H64ZM64 15H63V16H64ZM69 15H70V14H69ZM72 15L74 16L75 13L72 14ZM92 15H94V14H92ZM132 15H133V14H132ZM217 15H218V14H216V16H217ZM223 15H226V16H225V19H221L222 17H220V19H219L218 21H219L220 23H222L224 26H232L233 24H236L237 22H239V20L241 19V18H240V14H239L237 11L234 12V13H232V14H231V13L228 14V12H225V14H223ZM32 16H34V14H33ZM44 16H45V14H44ZM46 16H47V15H46ZM50 16H51V15H50ZM59 16H61V15H59ZM213 16H214V15H213ZM263 16H264V15H263ZM21 17H22V16H21ZM29 17H30V15H29ZM54 17H55V16H53V18H54ZM75 17H76V16H75ZM86 17H88V15H87ZM86 17H84V18H86ZM175 17H176V16H175ZM203 17H204V15H203ZM205 17H207V16H205ZM209 17H210V13H209ZM209 17H208V18H209ZM218 17H219V16H218ZM241 17H243V16H241ZM34 18H35V17H34ZM37 18H38V17H37ZM37 18H36V19H37ZM73 18H74V17H73ZM77 18H78V16H77ZM211 18H212V16H211ZM211 18H210V19H211ZM239 18H240V19H239ZM244 18H245V17H244ZM256 18H257V20H256ZM26 19H27V18H26ZM29 19H30V18H29ZM42 19H43V17H42ZM88 19H90V18H88ZM127 19H128V18H127ZM127 19H126V21H127ZM210 19H209V20H210ZM217 19H218V18H217ZM13 20H14V19H13ZM37 20H38V19H37ZM55 20H56V19H55ZM58 20H59V19H58ZM78 20H79V19H78ZM78 20H77V21H78ZM82 20H83V18H82ZM91 20H93V18H92ZM96 20H97V19L95 18V22H96ZM129 20H130V19H129ZM213 20H214V18H212V23H213V22L215 23V21H216V17H215V20H214V21H213ZM220 20H221V21H220ZM24 21H25V19H24ZM26 21H28V20H26ZM38 21H39V23H40V20H38ZM49 21H50V19H49ZM70 21H71V20H70ZM77 21H76V25H74V26H77V23L79 22V21H78V22H77ZM86 21H87V24H89V23H88L89 20H86ZM86 21H85V22H86ZM98 21H99V20H98ZM204 21H206V20H204ZM204 21H201V22H204ZM210 21H211V20H210ZM240 21H241V20H240ZM257 21L260 22V24L258 25V27H257L256 25H254V22H257ZM15 22H16V21H15ZM35 22H36V21H34V23H35ZM46 22H48V21H46ZM53 22H54V21H53ZM85 22H84V24H82L83 27H86V26H84V25L86 24ZM90 22H91V21H90ZM189 22H190V21H189ZM201 22H199V23L196 24V25L193 24V26H197V25H198V26H199V25L201 26V25H203ZM241 22H242V21H241ZM243 22H244V20H243ZM243 22H242V23H243ZM5 23H6V22H5ZM20 23H21V21H20ZM30 23H31V22H30ZM30 23H27V24H28V27L31 26ZM36 23H37V22H36ZM39 23H37V24H39ZM41 23H42V22H41ZM41 23H40V24H41ZM43 23H44V21H43ZM43 23H42V25H44ZM57 23H58V22H57ZM82 23H83V22H82ZM99 23H100V22H99ZM99 23H97V24L99 25ZM216 23H218V22H216ZM232 23H233V24H232ZM245 23H246V22H245ZM245 23H244V24H245ZM27 24H26V25H27ZM55 24H56V23H55ZM69 24H70V22H68V25H69ZM123 24H124V23H123ZM188 24H189V23H188ZM240 24H241V23H240ZM58 25H59V23H58ZM72 25H73V24H72ZM90 25H93V23L90 24ZM90 25H89V26H90ZM94 25H95V24H94ZM98 25H97L96 27H98ZM101 25H102V23H101ZM241 25H242V24H241ZM36 26H38V25H36ZM61 26H62V25H61ZM78 26H79V25H78ZM78 26H77V28H78ZM103 26H104V25H103ZM165 26H166V25H165ZM188 26H189V25H188ZM200 26H199V27H200ZM214 26H215V25H214ZM238 26H239V25H238ZM25 27L27 28V26H24L23 28H25ZM34 27H35V26H34ZM34 27H32V28H34ZM59 27H60V26H58L57 29H58ZM64 27H65V26H64ZM69 27H70V26H69ZM91 27H92V29L95 28V26H94V28H93V26H91ZM91 27H89V28H91ZM101 27H102V26H101ZM118 27L120 28L119 24H118ZM129 27H131V26H129ZM210 27H212V26H210ZM20 28H22V27H20ZM29 28H31V27H29ZM36 28H37V27H35L34 30H36ZM46 28H47V27H46ZM65 28H66V27H65ZM239 28H240V27H239ZM243 28H244V26H243ZM6 29H8V28H6ZM6 29H5V30H6ZM15 29H17V28H15ZM15 29H14V30H15ZM73 29H74V28H73ZM80 29H81V24H80ZM80 29H79V30H80ZM84 29H86V28H84ZM84 29L81 30L82 33H83ZM96 29H97V28H96ZM103 29H104V28H103ZM107 29H108V28H107ZM126 29H127V28H126ZM191 29H192V28H191ZM191 29H190V30H191ZM14 30L11 29V33H12V34L15 32ZM28 30H29V29H28ZM104 30H105V29H104ZM112 30H113V28H112ZM112 30H111V31H112ZM119 30H120V29H119ZM119 30H118V31H119ZM190 30H189V31H190ZM246 30H247V29H246ZM13 31H14V32H13ZM30 31H31V29H30ZM63 31H64V29H63ZM66 31H67V30H66ZM81 31H79V32H81ZM111 31H109V32H111ZM116 31H117V29H116ZM123 31H124V30H123ZM220 31H221V30H220ZM239 31H240V30H239ZM8 32H9V31L7 30V33H8ZM21 32H22V31H21ZM120 32H122V31H119V35L121 34ZM124 32H125V31H124ZM124 32H123V33H124ZM190 32H191V38H188V39H191V40H190L189 42H188V39H187V40L184 39V40H185V44H188V43L190 44V45L188 44V49H189L190 53L192 54L191 59H195V60H196L197 58L201 59V58H203V54L200 53V54H201V57H197L196 53L198 52V47H199V45H198V41H201V40H202V39H201V37H202V36H201V35H202V32H201V31H194V30H191ZM213 32H216V30L213 31ZM233 32H234V31H233ZM2 33H3V29H2V32H1L0 42H2V40H5V39H4L5 37L3 38V36H2L3 34H2ZM23 33H25V31H24ZM29 33H31V32H29ZM33 33L35 34V32H33ZM59 33H60V32H59ZM64 33H65V32H64ZM85 33H86V31H85ZM113 33H114V32H113ZM128 33H129V31H128ZM160 33H161V32H159V34H160ZM8 34H10V33H8ZM17 34H19V33H17ZM17 34H15V35L17 36ZM20 34H22V33H20ZM31 34H32V33H31ZM56 34H58V33H56ZM56 34H55V35H56ZM75 34H77V32H75ZM99 34H100V33H99ZM109 34H110V33H109ZM167 34H168V33H167ZM212 34H213V33H212ZM214 34H215V33H214ZM216 34H217V33H216ZM220 34H221L222 36L225 35V34H222V33H220ZM5 35H6L7 37H9V35H7L6 33H5ZM5 35H4V36H5ZM13 35H14V34H13ZM27 35H28V34H26L25 36H27ZM29 35H30V34H29ZM73 35H74V34H73ZM122 35H123V34H122ZM177 35H179V34H177ZM185 35H186V34H185ZM210 35H211V34H210ZM218 35H219V33H218ZM221 35H219V37H217V36L215 35V38L218 39V43H219V44H217V45H219V46L221 47V48L218 47L219 50H221V49L223 50L226 46H228V44H224V42L227 40V39H226L227 37L230 38L228 33H227L228 36L225 35L226 38H225V36L222 37ZM238 35L235 36V37H238ZM18 36H19V35H18ZM18 36H17V37H18ZM23 36H24V34H23ZM70 36H71V35H69V37H70ZM80 36H81V35H80ZM115 36H117V35H115ZM120 36H121V35H120ZM138 36H139V35H138ZM11 37H12V36H11ZM20 37H22V35L19 36V38H20ZM58 37H59V36H58ZM63 37H64V36H63ZM169 37H170V36H169ZM208 37H209V35L206 37L207 39H206V38H204V39H206L207 41H209L210 39H209ZM233 37H231V39H229V40L232 41V40H233ZM240 37H241V36H240ZM19 38H17V39H19ZM59 38H60V37H59ZM131 38H132V37H131ZM161 38H162V37H161ZM171 38H172V36H171ZM178 38H179V37H178ZM178 38H177V39H178ZM181 38H182V37H181ZM210 38H211V37H210ZM1 39H2V40H1ZM14 39H16V38H13V41H14ZM22 39H23V41H24V38H23V37H22ZM28 39H29V38H28ZM46 39H47V38H46ZM62 39H64V38L61 37L60 40H62ZM121 39H122V38H121ZM177 39H176L174 42H176ZM208 39H209V40H208ZM239 39H240V38H239ZM10 40H11V39H10ZM10 40H9V41H10ZM25 40H26V39H25ZM47 40H49V39H47ZM74 40H76V39H74ZM119 40H120V39H119ZM149 40H150V39H149ZM159 40H160V36H159ZM229 40H228V42H229ZM9 41H8V42H9ZM13 41H12V42H13ZM15 41L18 42L19 40H18V41L15 40ZM15 41H14L13 43H15V45H17ZM53 41H54V40H53ZM63 41H64V40H63ZM71 41H72V40H71ZM170 41H171V40H170ZM207 41H206V42H207ZM233 41H235V40H233ZM236 41H237V39H236ZM242 41H243V40H242ZM10 42H11V41H10ZM12 42H11V43H12ZM40 42H41V41H40ZM50 42H52V41H50ZM55 42L57 43V40H55ZM60 42H61V41H60ZM64 42H66V39H65ZM74 42H75V41H74ZM122 42H123V41H122ZM243 42H244V41H243ZM4 43H5V42H4ZM11 43H10V45H12ZM38 43H39V42H38ZM38 43H37V44H38ZM62 43H63V42H62ZM68 43H70V42H68ZM158 43H159V41H158ZM209 43H210V42H209ZM209 43H208V46H212V45H209ZM213 43H214V42H213ZM257 43H261L262 45H257ZM21 44L23 45V43H21ZM24 44H25V43H24ZM43 44H44V43H43ZM47 44H48V42H47L45 45H47ZM51 44H52V43H51ZM53 44H54L55 46L52 45L53 47H50V50H51V48H53V50H54V47L57 48V44H59V42H58L57 44H55V43H53ZM124 44H125V43H124ZM129 44H130V43H129ZM39 45H40V43H39ZM67 45H68V44H67ZM69 45H71V43H70ZM69 45H68V47H69ZM115 45H116V44H115ZM117 45H118V44H117ZM133 45H135V44H133ZM2 46H7V44H6V45L3 44ZM42 46H43V45H42ZM63 46H64V45H63ZM128 46H129V45H128ZM128 46H127V47H128ZM138 46H139V45H138ZM144 46H145V45H144ZM179 46H180V45H179ZM179 46H178V47H179ZM203 46H206V45H203ZM243 46H244V45H243ZM7 47H9V46H7ZM7 47H6V48H7ZM12 47H13V49H15L17 46H16V47H15V46H12ZM14 47H15V48H14ZM18 47H19V46H18ZM18 47H17V48H18ZM35 47H36V46H35ZM39 47H40V46H39ZM44 47H45V46H44ZM46 47H47V46H46ZM46 47H45V48H46ZM58 47H61L60 49L62 50V46H61V45H59ZM66 47H67V46H66ZM66 47H65V48H66ZM113 47H114V46H113ZM127 47H126V48H127ZM183 47H184V46H183ZM231 47L234 48V44H233V46H231ZM0 48H1V47H0ZM25 48H26V46H25ZM25 48H24V49H25ZM36 48H37V47H36ZM36 48H33V49H36ZM48 48H49V47H48ZM141 48H142V47H141ZM149 48H150V47H149ZM174 48H175V47H174ZM233 48H230V46H229V49L232 50ZM237 48H238V47H237ZM251 48H252V46H251ZM251 48H250V46H249V48H246V49L249 51ZM254 48H255V47H254ZM254 48H252V49H254ZM263 48H264V47H263ZM13 49H11V50H12V53L16 51V50H13ZM26 49H27V48H26ZM33 49L30 48L29 50H33ZM42 49H43V48H42ZM42 49H39V50H38V48H37V51H36V50H35V51L38 52V53H40L39 51H41V52L43 53L42 56H44V52L42 51ZM60 49L57 48V49L55 50V54H57L58 52H60ZM66 49H69V48H66ZM105 49H106V48H105ZM105 49H104V51H105ZM107 49H108V48H107ZM110 49H111V48H110ZM110 49H108V50H110ZM210 49H211V48H210ZM229 49L225 48L223 51H225V50L229 51ZM239 49H242V47H241V48H238V50H239ZM260 49H261V47H260ZM260 49H258V50L262 53V52L264 51V49H261L262 51H261ZM4 50H5V48H4ZM4 50H3V51H4ZM21 50H22V49H21ZM21 50H20V51H21ZM45 50L47 51V53H49L48 49H45ZM45 50H44V51H45ZM57 50H58V52H56ZM143 50H144V49H143ZM168 50H169V49H168ZM170 50H171V49H170ZM211 50H212V51H211ZM211 50H210V51H211L210 53L212 54V57H213V52H214V54H216L217 51H218V49H217V47H216L215 49H214V47H213ZM216 50H217V51H216ZM234 50L236 51L237 49L235 48ZM3 51H2V52H3ZM7 51L11 52L10 49H9V50H6V52H7ZM46 51H45V52H46ZM64 51H65V50H64ZM104 51L101 52V53H104ZM133 51H134V50H133ZM150 51H151V50H150ZM165 51H166V50H165ZM165 51H163V52H165ZM205 51H206V52H205ZM205 51H204V54H205L204 58H208L207 56H208V54H210V53H209V51H207V50H205ZM215 51H216V53H215ZM223 51H222V52H223ZM241 51H242V50H240L239 52H236V55H238V53L240 54ZM244 51H245V48H244ZM244 51H243V53H241V56H242V54H243V55L246 54V52L244 53ZM256 51H257V50H256ZM256 51H253L254 53L252 52V54H254V56H255V54H256L257 52H259V51H257V52H256ZM27 52H28V51H27ZM31 52H32V51H31ZM66 52H67V51H66ZM69 52H70V51H69ZM69 52H68V54H69ZM107 52H108V51H107ZM109 52H110V51H109ZM113 52H114V51H113ZM117 52H118V51H117ZM141 52H142V51H141ZM181 52L183 53V55H182V57H183V56L185 55V54H184L185 52H184V51H181ZM200 52H203V51L200 50ZM207 52H208V53H207ZM255 52H256V53H255ZM260 52H259V54H258L259 56H260ZM0 53H1V52H0ZM4 53H5V52H4ZM4 53H3V54H4ZM12 53H11V54H12ZM29 53H30V52H29ZM33 53H34V51H33ZM38 53L36 54V56L39 55ZM47 53H45V55H46ZM64 53H65V52H64ZM124 53H125V52H124ZM131 53H132V52H131ZM133 53H134V52H133ZM139 53H140V52H138V54H139ZM151 53H152V52H151ZM179 53H180V51H179ZM194 53H195L196 56H194V58H193V54H194ZM198 53H199V52H198ZM198 53H197V54H198ZM218 53H219V52H218ZM218 53H217V54H218ZM225 53H226V52H225ZM228 53H229V52H228ZM3 54L0 55L1 58L3 57ZM6 54H8V53H6ZM11 54H10V55H11ZM13 54H14V53H13ZM13 54H12V55H13ZM15 54H16V53H15ZM23 54H24V53H23ZM23 54H21V55H23ZM27 54H28V53H27ZM27 54H26V55H27ZM55 54H54V51L51 52V56H54ZM62 54H63V53H62ZM62 54L60 55V54L58 53V55H60V58H62V56H65V54H64V55H62ZM68 54H66V56H67ZM110 54H111V53H110ZM121 54H122V53H121ZM144 54H146V53H144ZM158 54H159V53H158ZM161 54H162V53H161ZM161 54H160V55H161ZM200 54H199V56H200ZM217 54H216V55H217ZM252 54H251V56H252ZM4 55H5V54H4ZM16 55H17V56H16ZM16 55H15V57L13 56V58L11 57V60L14 59V58H16V57H18V54H16ZM26 55L24 54L23 56L25 57ZM28 55H31V54H28ZM28 55H27V59H24V58H23L25 61L28 60ZM40 55H41V54H40ZM40 55H39L38 57H39V59H40V61H41L42 57L40 58ZM49 55H50V54H49ZM49 55H46L47 57L44 58V59L49 60V58H48ZM58 55H57V56H58ZM93 55H95V54H93ZM96 55H97V54H96ZM115 55H116V54H115ZM115 55H114V56H115ZM125 55L127 56L128 54L126 53ZM125 55H124V56H125ZM162 55H163V54H162ZM206 55H207V56H206ZM220 55H221V54H220ZM220 55H219L218 57H220ZM234 55H235V54H234ZM246 55H248V54H246ZM6 56H7V55H6ZM6 56H5V57H6ZM32 56H34V55L32 54ZM32 56H31V58H29V60L32 59ZM36 56H35V58H36ZM51 56H50V58H53V59H54L53 61H55L56 59L59 60V58L56 57V59H55V57H51ZM68 56H69V55H68ZM104 56H105V55H104ZM104 56L102 57V59L104 58ZM130 56H131V55H130ZM134 56H136V53H135ZM185 56H186V55H185ZM222 56H224V55H222ZM222 56H221V57H222ZM226 56H227V54H226ZM241 56H240V57H241ZM251 56H250V57H251ZM259 56H258V57H259ZM261 56H262V55H261ZM261 56H260V57H261ZM19 57H20V56H19ZM19 57H18V59L21 60L22 57H21V58H19ZM29 57H30V56H29ZM38 57H37V60H38ZM91 57H92V56H91ZM91 57H90V58H91ZM106 57H107V56H106ZM109 57H110V58H108L107 60L110 61L111 63L113 62V60L116 61V59H113V58H112V59H113L112 61L110 60L111 57H112V55L109 56ZM117 57H118V56H117ZM132 57H133V56H132ZM164 57H165V55H164ZM167 57H168V56H167ZM196 57H197V58H196ZM210 57H211V55H210ZM231 57H232V56H231ZM244 57H245V55H244ZM252 57H253V56H252ZM260 57H259V58H260ZM7 58H8V57H6V60H7ZM9 58H10V57H9ZM35 58H33V60H35ZM159 58H160V57H159ZM185 58H186V57H185ZM189 58H190V56H189ZM242 58H243V57H242ZM261 58L263 59V58H264V55H263ZM23 59H22V60H23ZM65 59H66V58H65ZM68 59H70V58H68ZM124 59H126V58L124 57ZM124 59H123V60H124ZM127 59H131V57H130V58H127ZM135 59H136V58H135ZM135 59H134V60H135ZM221 59H222V58H221ZM227 59H228V58H227ZM227 59H225V60H227ZM235 59H236V58H235ZM257 59H258V58H257ZM1 60H2V59H1ZM4 60H5V59H4ZM6 60H5V61H6ZM14 60H15V59H14ZM16 60H17V59H16ZM24 60H23V62H24ZM46 60H44V61H46ZM50 60H51V59H50ZM66 60H67V59H66ZM70 60H71V59H70ZM104 60H105V59H104ZM158 60H159V59H158ZM217 60H218V59H217ZM233 60H234V59H233ZM241 60H242V59H241ZM245 60H246V59H245ZM2 61H3V60H2ZM5 61H4L3 63H5ZM8 61L11 62L10 60H8ZM31 61H32V60H30V62H31ZM71 61H73V60H71ZM71 61H69V62H67V63L70 64ZM85 61H86V60H85ZM89 61H90V60H89ZM142 61H143V60H142ZM218 61H219V60H218ZM256 61H257V60H256ZM256 61H255V62H256ZM258 61H260V60L258 59ZM262 61H263V60H262ZM262 61H261V62H262ZM12 62H13V60H12ZM17 62H22V61H17ZM27 62H28V61H27ZM32 62H33V61H32ZM34 62H35V61H34ZM36 62H37V61H36ZM50 62H51V61H49V63H50ZM104 62H105V61H104ZM104 62H103V63H104ZM144 62H145V61H144ZM164 62H165V61H164ZM245 62H246V61H245ZM250 62H251V61H250ZM0 63H1V62H0ZM37 63H38V62H37ZM42 63H44V62H42ZM59 63H60V62H59ZM74 63H75V62H74ZM97 63H98V62H97ZM97 63H96V64H97ZM106 63H107V61H106ZM111 63H110V64H111ZM116 63H117V62H115V65H116ZM121 63H122V62L120 61V63H119L118 65H120ZM138 63H139V62H138ZM142 63H143V62H142ZM159 63H160V62H159ZM258 63H259V64H257V65L254 63V66H255V65H256V66H259V65H260V62H258ZM20 64H21V63H20ZM25 64H26V63H25ZM53 64H54V63H53ZM77 64L80 65L81 63H77ZM93 64H94V63H93ZM93 64H92V65H93ZM96 64H95V65H96ZM108 64H109V63H108ZM246 64L248 65V63H246ZM3 65H4V64H3ZM10 65L12 66V64H10ZM27 65H28V63L26 64V66H27ZM33 65H34V63H33ZM33 65H32V66H33ZM39 65H41V64H39ZM39 65H38V66H39ZM44 65H46V63H44ZM50 65H51V64H50ZM54 65H55V64H54ZM67 65H68V64H67ZM67 65H66V66H67ZM72 65H73V64H72ZM75 65H76V64H75ZM113 65H114V63H113ZM121 65H122V64H121ZM129 65H130V64H129ZM152 65H153V64H152ZM249 65H251V64H249ZM13 66H14V65H13ZM15 66H17V64H16ZM15 66H14V68L16 69ZM19 66H20V65H19ZM29 66H30V65H28V67H29ZM42 66H43V65H42ZM47 66H48V65H47ZM68 66H69V65H68ZM70 66H71V65H70ZM70 66H69V67H70ZM76 66H78V65H76ZM80 66H81V65H80ZM96 66H97V65H96ZM103 66H104V65H103ZM108 66H109V65H108ZM125 66H126V65H125ZM146 66H147V65H146ZM252 66H253V65H252ZM252 66H247V68H249V70H250V67H251V69H252ZM254 66H253V67H254ZM5 67H6V66H5ZM24 67H25V65H24V63H23V67H22V68L25 70ZM56 67H57V65H56ZM112 67H114V66H112ZM116 67H117V66H116ZM144 67H145V66H144ZM260 67H261V65H260ZM10 68H11V67L9 66V68H8L9 71H11V69H12V68H11V69H10ZM14 68H13V70H12L13 72H15V71H14ZM37 68H38V67H37ZM46 68H47V67L45 66V69H46ZM76 68H77V67H76ZM78 68H79V66H78ZM82 68H83V67H82ZM90 68H92V66H91ZM94 68H95V67H94ZM94 68H93V69H94ZM99 68H100V67H99ZM258 68H259V67H256L257 70H258ZM262 68H263V67H262ZM262 68H260V70H261ZM0 69H1V68H0ZM3 69L5 70V69H7V67H6V68H3ZM3 69H2V71H1L0 73H2V72L6 73ZM19 69H20V71H21V68H20V67H19ZM23 69H22V71H23ZM33 69H34V70H37L35 66H34ZM59 69H60V68H59ZM61 69H62V68H61ZM74 69H75V68H74ZM80 69H81V68H80ZM109 69H110V68H109ZM153 69H154V68H153ZM254 69H255V67L253 68V70H254ZM16 70H18V67H17ZM27 70H28V72L31 71V69H30V70L27 69ZM34 70H32V71H34ZM42 70H43V69H42ZM48 70H49V69H48ZM66 70H67V69H65L64 71L68 73L69 70H68V71H66ZM70 70H71V69H70ZM77 70H79V69H76V71H77ZM85 70H86V69H85ZM90 70H91V69H90ZM243 70H244V69H243ZM7 71H8V70H7ZM12 71L10 72V74L13 73ZM22 71H21V72H22ZM25 71H26V70H25ZM45 71H46V70H45ZM52 71H53V70H52ZM80 71H81V70H80ZM26 72H27V71H26ZM62 72H63V71H62ZM65 72H64V74H65ZM88 72H91V71H88ZM88 72H87V73H88ZM94 72H95V71H94ZM99 72H100V71L98 70V73H99ZM105 72H106V71H105ZM115 72H116V71H115ZM142 72H143V71H142ZM146 72H147V71H146ZM244 72H245V71H243V74H244ZM253 72H254V71H253ZM256 72H257V71H256ZM262 72H264V70H262ZM4 73H3V74H0V76L2 75V76H1L2 78H3L4 75L6 76L7 74H9V72L6 73V74H4ZM15 73H16V72H15ZM31 73H32V72H31ZM51 73H52V72H50V74H51ZM245 73H246V72H245ZM16 74H18V73H16ZM16 74H15V75H16ZM25 74H26V73H25ZM33 74H34V73H33ZM33 74H29L30 76H29L28 78L30 79V81H31V80H34L35 83H36V80L38 81V79H39L41 76L36 74V76H38L39 78H38V79H33V77H31V75H33ZM55 74H56V73H55ZM88 74H89V73H88ZM156 74H157V73H156ZM243 74L241 73V74H238V75H243ZM251 74H252V73H251ZM251 74H250V75L248 74V75L250 76V78H251ZM254 74H255V72H254ZM254 74H253V75H254ZM261 74H262V73H261ZM12 75H14V74H12ZM20 75H22V74L20 73ZM53 75H54V74H53ZM60 75L63 76V74H61V72H60ZM71 75H72V74H70V76H71ZM84 75H85V74H84ZM101 75H102V74H101ZM258 75H259V74H258ZM5 76H4V78H5ZM26 76H28V75H26ZM36 76H34V77H36ZM47 76H48V75H47ZM47 76H46V77H47ZM49 76H50V75H49ZM49 76H48V77H49ZM51 76H52V75H51ZM58 76H59V75H58ZM66 76H67V75H66ZM78 76H79V75H78ZM246 76H247V75H244V78H245ZM249 76H248V78H249ZM9 77H10V75H9ZM12 77H13V76H12ZM12 77H10V78L13 79L14 77H13V78H12ZM23 77H24V76H22V78H23ZM30 77H31V78H30ZM43 77H45V76H42V78H43ZM48 77H47V78H48ZM64 77H65V76H63V78H64ZM68 77H69V76H68ZM252 77H253V76H252ZM6 78H7V77H6ZM42 78H41L40 80H42ZM50 78H51V77H50ZM53 78H54V77H53ZM66 78H67V77H66ZM69 78H70V77H69ZM80 78H81V77H80ZM82 78H83V77H82ZM82 78H81V80H82ZM242 78H243V77H242ZM248 78H247V80H248ZM254 78H255V77H254ZM20 79H21V76H20ZM20 79L18 80L17 78H15L16 81L18 80V82L15 81L16 83H18V86H17V85H14V88H15V86H17V88H18L19 86H21L19 83H21L23 79H21V81H20ZM29 79H27V80H29ZM45 79H46V78H44L43 80H45ZM111 79H112V78H111ZM263 79H264V78H263ZM4 80H6V79H4ZM24 80H25V82L27 83L26 85H28L27 87H29V86H32V87H33L34 85H36L35 88H38V87H37V84H40V85H41V81H40V80H39L40 82H37V84H34V83H33L34 81H33V82L31 81V82L33 83V84H31V85H29V83H31V82L28 81V82H29V83H28L27 80H26V78H25ZM43 80H42V82H43ZM59 80H60V79L58 78L57 82H59ZM73 80H74V79H73ZM84 80H85V78H84ZM84 80H83V81H84ZM100 80H101V79H100ZM116 80H117V79H116ZM0 81H1V80H0ZM9 81H10V79H9ZM11 81H12V80H11ZM51 81H52V79L50 80V82H51ZM62 81L64 82V80H62ZM66 81H68V80H66ZM48 82H49V81H47V82L45 81V82L42 83V85L44 84V86H45V83H48ZM117 82H120V80H117ZM12 83H13V81H12ZM60 83H61V81H60ZM64 83L67 84V82H64ZM79 83H80V82H79ZM82 83H83V82H82ZM107 83H109V82H107ZM111 83H112V82H111ZM2 84H3V82H2ZM14 84H15V83H14ZM22 84H23V83H22ZM24 84H25V83H24ZM58 84H59V83H58ZM58 84H57V85H58ZM66 84H63V85H66ZM69 84H70V83H69ZM87 84H88V83H87ZM89 84H90V83H89ZM101 84H102V83H101ZM105 84H106V83H105ZM123 84H124V83H123ZM3 85H4V84H3ZM9 85H11V84H9V82H8V85H7V86L9 87ZM26 85H25V86H26ZM102 85H103V84H102ZM107 85H108V84H106V86H107ZM110 85H111V84H110ZM38 86H39V85H38ZM50 86H51L52 88L55 89V87H53V86H56V84H55V85L53 84V86H52V85H50ZM59 86H60V85H59ZM59 86H58V87H59ZM66 86L68 87V85H66ZM66 86H64V87H65V89H66V93H68V90H67V89H69V88H71V87L66 88ZM74 86H75V85H74ZM108 86H109V85H108ZM108 86H107V87H108ZM121 86H123V85H121ZM257 86H258V85H257ZM11 87H13V85H12ZM27 87H25V88H27ZM32 87H31V89L34 90L35 88H34V87L32 88ZM39 87H40V90H41V87H42V86H39ZM58 87H57V88H58ZM60 87H62V86H60ZM60 87H59V89H60ZM64 87H62V88L64 89ZM82 87H83V86H82ZM98 87H99V89H100V86H98ZM101 87H102V86H101ZM254 87H255V86H254ZM258 87H259V86H258ZM258 87H257V88H258ZM21 88H23V90H24V85L21 86V87H19L18 89L22 90ZM42 88H43V87H42ZM52 88H51V90H52ZM57 88H56V89H57ZM62 88H61V90H62ZM78 88H79V87H78ZM84 88H85V87H84ZM90 88H91V85H90ZM102 88H104V86H103ZM102 88H101V89H102ZM0 89H1V87H0ZM3 89L5 90L4 87H3ZM3 89H1V90L3 91ZM11 89H12V88H11ZM27 89H28V88H27ZM29 89H30V87H29ZM43 89H44V88H43ZM54 89H53V91H55ZM72 89H73V88H72ZM96 89H97V88H96ZM99 89H97V90H99ZM101 89H100V90H101ZM106 89H107V88H106ZM109 89H111V87H110ZM112 89H113V88H112ZM236 89H237V88H236ZM236 89H235V91H236ZM255 89H256V88H255ZM1 90H0V92H2ZM12 90H14V89H12ZM12 90H11V91H12ZM23 90H22V91H23ZM33 90H32V91H33ZM79 90H80V89H79ZM79 90L77 91V93L79 92ZM100 90H99V91H100ZM107 90H108V89H107ZM107 90H106L105 93L108 94ZM113 90H114V89H113ZM252 90H253V89H252ZM5 91H6V90H5ZM5 91H3V92H5ZM16 91H18V90L16 89ZM26 91H27V90H24V92H26ZM36 91H38V90L36 89ZM41 91H43L41 94L44 95V97H46V96H45L46 94H44V91H46V88H45V90H41ZM41 91H40V92H41ZM49 91H50V87H48V91H46V93L49 92ZM59 91H60V90H58L57 93H60ZM62 91H63V90H62ZM81 91H82V90H81ZM81 91H80L78 94H80ZM103 91H104V90H103ZM103 91H102L101 94H100V92H99V94L102 95V94L104 93ZM221 91H223V90H221ZM3 92H2V93H3ZM7 92H8V90H7ZM14 92H15V91H14ZM14 92H12V93H13V94H17V95H18V93H19V92H17V93H16V92L14 93ZM63 92H65V90H64ZM73 92H74V93L76 92L75 89L72 90V93H73ZM109 92H110V91H109ZM224 92H225V95L228 93V94H229V97L231 98V96H230V95H231V92H230V91H229L230 93H229V92H226V91H224ZM238 92H239V91H238ZM242 92H244V91H242ZM253 92H255V91H253ZM9 93H10V92H9ZM12 93H10V94H12ZM20 93H21V92H20ZM22 93H23V92H22ZM22 93H21V94H22ZM53 93H54V92H53ZM69 93H70V96H68L67 94L64 93V94L67 96V97H65L67 100L71 97V94H72L70 89H69ZM77 93H75L76 95L73 94L74 96L72 95L73 98L75 97L74 100H76V98H77V97H76V96L78 95ZM93 93H94V92H93ZM96 93H97V92H96ZM208 93H209V92H208ZM218 93H219V92H218ZM221 93H222L221 96H223L224 93H223V92H221ZM263 93H264V92H263ZM0 94H1V93H0ZM6 94H7V93H6ZM10 94H9V95H10ZM28 94H29V93H28ZM31 94L33 95V92H31ZM41 94H39V95H41ZM60 94L62 95L63 93H60ZM228 94H227V95H228ZM238 94H239V93H238ZM1 95H2V94H1ZM22 95H23V94H22ZM35 95H36V94H35ZM47 95H49V93H48ZM61 95H59V96L55 95V96H57V97L59 98ZM65 95H64V96H65ZM85 95L87 96V93H85ZM94 95H95V93H94ZM100 95H99V96H100ZM113 95H114V93H113ZM210 95H211V93H210ZM216 95H217V94H216ZM219 95H220V94H219ZM225 95H224V96H225ZM227 95H226V96H227ZM232 95L234 96V94H232ZM236 95H237V94H236ZM23 96H24V95H23ZM25 96H28V95H25ZM62 96H63V95H62ZM64 96H63V98H64ZM88 96H90V95L88 94ZM97 96H98V94H97ZM97 96H94V98H96ZM99 96H98V97H99ZM104 96H107V95H104ZM109 96H110V93H109ZM226 96H225V97H226ZM248 96H249V95H248ZM2 97H3V96H2ZM6 97H7V95H6ZM11 97H12V95H11ZM11 97H10V98H11ZM15 97H16V96H15ZM28 97H29V96H28ZM32 97L35 98L34 96H32ZM44 97H40V96H39V98H42V99L45 100ZM47 97H48V96H47ZM53 97H54V96H53ZM80 97H81V96H80ZM90 97H91V96H90ZM102 97H103V95L101 96V98H102ZM210 97H211V96H210ZM10 98H8V99H10ZM12 98H13V97H12ZM18 98H20V97H18ZM18 98L16 97L17 101H18ZM23 98H24V97H23ZM23 98L21 97V99H23ZM37 98H38V97H37ZM39 98H38V99H39ZM50 98H51V97H50ZM50 98H48V99H50ZM54 98L57 99L56 97H54ZM60 98H61V97H60ZM63 98H62V99H63ZM87 98L89 99V97H87ZM101 98H100V99H101ZM217 98H218V97H217ZM232 98H233V97H232ZM248 98H249V97H248ZM13 99H14V98H13ZM16 99H14V100H16ZM24 99H26V100L28 99V100H29V98H27V97L24 98ZM31 99H32V98H31ZM31 99H30V100H31ZM35 99H36V98H35ZM55 99H54V100H55ZM77 99H79V97H78ZM100 99H97V100L100 101ZM228 99H229V98H228ZM235 99H236V97H235ZM2 100H3V98H2ZM36 100H37V99H36ZM50 100L52 101V99H50ZM50 100H48V101L50 102ZM67 100H66L65 102H70V101H72V99H70L69 101H67ZM89 100H91V99H89ZM89 100H88V101H89ZM212 100H213V99H212ZM6 101H8V100H6ZM17 101H16V102H17ZM38 101H40V100H38ZM59 101H60V100H59ZM61 101H63V100H61ZM78 101H80V100H78ZM83 101H85V100H83ZM86 101H87V99H86ZM177 101H178V100H177ZM217 101H219V100H217ZM12 102H13V104H15L14 101H12ZM20 102H23V101L20 100V101L18 102V104H19ZM24 102H25V101H24ZM24 102H23V103H24ZM42 102H43V100H42ZM53 102H54V101H53ZM63 102H64V101H63ZM74 102H75V101H74ZM95 102L98 103V101H96V100H95ZM108 102H110V101H108ZM204 102H205V101H204ZM231 102H232V104H231ZM1 103H2V102H1ZM1 103H0V105H1ZM4 103H5V102H4ZM4 103H2V106H3ZM9 103H10V102H9ZM9 103H8L7 105L5 104V105H6L5 108L8 107ZM31 103H32V102H31ZM43 103H44V102H43ZM46 103H47V101H46ZM85 103H86V102H85ZM24 104H25V103H24ZM34 104H35V103H34ZM41 104H42V103H41ZM41 104H39V106H40ZM66 104H67V107H69V106H68L69 103H65V105H66ZM75 104H76V103H75ZM88 104H89V103H88ZM112 104H113V103H112ZM230 104H231V106H230L231 109H230V110H229V107H228V106H222V107H221V111H222L223 114L232 115V116L234 117V119H233L234 122H229V120H228L229 124H227L225 127H223V128H222V129H223L222 131L219 129V131H221V133L224 132L225 135H229V132H231V133H234L235 135H239V134H241V133H243V132L246 133V131H249V130H255V129H254L255 127H257V131H258V130H262V129L264 130V111H263V112H260V111H259L260 109L257 110L260 106H262V107H263V110H264V96H262V95H261V96L258 95V96H254V97H252L251 99L240 100V101H238L237 104L235 103L234 99H230V100H229V105H230ZM10 105H12V103H10ZM15 105H16V104H15ZM21 105H22V104H21ZM21 105L19 104L20 107H22ZM43 105H44V104H43ZM55 105H56V104H55ZM69 105H70V104H69ZM78 105H79V104H78ZM82 105H84V103H82ZM86 105H87V104H86ZM95 105H96V104H95ZM236 105H239V106H236ZM2 106H1V107H2ZM16 106H17V105H16ZM62 106H63V104H62ZM70 106H71V105H70ZM25 107H26V106H25ZM27 107L30 108L29 106H27ZM27 107H26V108H27ZM64 107H66V106H64ZM67 107H66V108H67ZM73 107H75V106L73 105ZM78 107H79V106H78ZM78 107H77V108H78ZM97 107H98V106H97ZM101 107H103V105H102ZM105 107H106V106H104V108H105ZM139 107H140V105H139ZM214 107H215V106H214ZM5 108H4V107L0 108V114H1L2 116H3V114L1 113V111H2L3 109H5ZM45 108H47V107L45 106ZM71 108H72V107H71ZM82 108H83V109H84V108L86 109L85 106H82L80 109L82 110ZM108 108H109V107H108ZM108 108H107V109H108ZM112 108H113V107L110 105V108H109V109H112ZM143 108H144V107H143ZM226 108H227V109H226ZM232 108H233V109H232ZM1 109H2V110H1ZM17 109H19V107H18ZM75 109H76V108H75ZM75 109H74V110H75ZM80 109H79V110H80ZM95 109H96V108H95ZM105 109H106V108H105ZM197 109H199V111H200L201 107H199V108H197ZM197 109H196V110H197ZM10 110H11V111H10L9 113H12V109H10ZM26 110H27V109H26ZM31 110H32V109H31ZM31 110H30V111L27 110V113L29 112L28 115L31 113ZM35 110H36V112H37V109H35ZM35 110H34V111H35ZM40 110H41V109H40ZM42 110H43V108H42ZM51 110H52V109H51ZM58 110H59V109H58ZM68 110H69V109H68ZM72 110H73V109H72ZM72 110H71V111H72ZM74 110H73V111H74ZM76 110H77V109H76ZM146 110H148V109H146ZM16 111H17V110H16ZM16 111H15V112H16ZM24 111H25V110H24ZM24 111H23V113H24ZM52 111H55V112H56V109H55V110H52ZM69 111H70V110H69ZM85 111H87V110H85ZM85 111H84V110L79 111V112H82V113H79V117H80L81 115H83V112H85ZM88 111L90 112V110H88ZM88 111H87V112H88ZM194 111H195V109H194ZM202 111H203V110H202ZM2 112H3V111H2ZM67 112H68V111H66L65 114H67ZM74 112H75V111H74ZM87 112H86V114H88ZM206 112H207V111H206ZM213 112H214V111H213ZM7 113H8V110H7ZM9 113H8V114H9ZM32 113H33V112H32ZM39 113H40V112H39ZM39 113H37V114H39ZM47 113H48V114H47ZM51 113H53V112H51ZM71 113H72V112H71ZM201 113H202V112H201ZM207 113H208V112H207ZM207 113H205V114H207ZM217 113H218V111H217ZM21 114H22V113H21ZM24 114L26 115V113H24ZM41 114H42V112L40 113L39 117H41ZM46 114H47V115L42 114V115H44V118L50 114L49 111L46 112ZM53 114H55V113H53ZM58 114H60V116L62 115L61 112L58 113ZM58 114L56 113V115H57L56 117H59ZM68 114H70V112H69ZM80 114H81V115H80ZM84 114H85V113H84ZM90 114H91V113H90ZM105 114H106V111H105ZM111 114H112V112H111ZM111 114H110V115H111ZM194 114H195V113H194ZM194 114H193V115H194ZM196 114H197V113H196ZM202 114L205 115L204 113H202ZM6 115H7V114H6ZM6 115H5V116H6ZM9 115H10V114H9ZM11 115H13V113H12ZM31 115H32V114H31ZM63 115H64V114H63ZM71 115H72V114H71ZM107 115H108V114H107ZM107 115H105V116H107ZM187 115H189V114L187 113ZM193 115H192V116H193ZM203 115H202V117H203ZM213 115H214V114H213ZM15 116H16V118H17V115H16V114H15ZM15 116H14V117H15ZM19 116H21V115H19ZM23 116H24V115H23ZM35 116H36V115H35ZM35 116H34V118H35ZM85 116H86V115H84V117H85ZM88 116H89V115H88ZM88 116H87V117H88ZM174 116H175V114H174ZM183 116L186 117L185 115H183ZM183 116H180V117L182 118V120L179 119L180 122H181V121L183 122V120H184L183 123L181 122L182 125L185 124V123H187L186 125H188L189 122L192 123L193 120L191 119V116H190V117H187V118L190 119L189 122L186 121V120H189V119H186V120H185V118H184ZM210 116H211V115H209V120H208V121H211V120H210V119H211ZM10 117H11V116H10ZM14 117H12V118H14ZM30 117H31V116H29V119H31ZM37 117H38V116H37ZM39 117H38V118H39ZM56 117H55V118H56ZM70 117H71V116H70ZM82 117H83V116H82ZM82 117H81V118H82ZM89 117H90V116H89ZM180 117H177V118H180ZM193 117H196V116H193ZM193 117H192V118H193ZM198 117H199V120L202 119V122H203V118L200 116L199 113H198ZM198 117H197V118H198ZM1 118H2V117H1ZM6 118H7V117H6ZM25 118H26V117H25ZM32 118H33V116H32ZM47 118H48V117H47ZM49 118H50V117H49ZM53 118H54V117H53ZM169 118H170V117H169ZM177 118H176V120L173 121L174 125H172V123H170L172 126H175V123H176V126H177V123H178V125H180V123L177 121ZM183 118H184V119H183ZM197 118H196V119H197ZM220 118H221V117H220ZM224 118L227 119V117H225V116H224ZM224 118H222L221 120H223ZM36 119H37V118H36ZM56 119H57V118H56ZM72 119H75V118H71V120H72ZM167 119H168V118H167ZM196 119H195V120H196ZM11 120H12V119H11ZM21 120H22V119H21ZM27 120H28V118H27ZM31 120L34 121V122L36 121V120H33V119H31ZM45 120H46V119H45ZM48 120H49V119H48ZM48 120H46V121H48ZM54 120H55V119H54ZM61 120H62V118H61ZM75 120H76V119H75ZM85 120H86V118H85ZM147 120H148V119H147ZM199 120H198V121H199ZM213 120H214V119H213ZM230 120H231V119H230ZM1 121H2V120L0 119V122H1ZM17 121H18V120H17ZM24 121H25V120H24V118H23V122H24ZM38 121H39L40 123H42V120L40 121L39 119H37V122H38ZM51 121H52V120H51ZM58 121H60L59 118H58ZM77 121H78V119H77L75 122H77ZM81 121H82V119H81ZM111 121H113V123H114V120H111ZM144 121H145V120H144ZM160 121H161V120H160ZM176 121H177V122H176ZM185 121H186V122H185ZM217 121H218V119H217ZM219 121H220V120H219ZM7 122H8V121H7ZM12 122H13V121H12ZM12 122L9 123V127H8V128H13V127H15V128H13V129L21 130V129L17 128V124L14 125L13 127H12V126L10 127V124H11ZM28 122H30V120H29ZM28 122H27V123H28ZM34 122H33V124H34ZM43 122H45V121H43ZM49 122H50V121H49ZM49 122H48V124H50V123H51L52 125L54 124V123H52V122H50V123H49ZM61 122H63V120H62ZM67 122H68V121H67ZM73 122H74V120H73ZM83 122H84V121H83ZM106 122H107V121H106ZM109 122H110V121H109ZM148 122H150V121L148 120ZM193 122H194V121H193ZM224 122H225V120H224ZM2 123H3V122H2ZM13 123H14V122H13ZM45 123H46V122H45ZM45 123H43L44 126H45ZM58 123L60 124V122H58ZM58 123H56V125H57ZM71 123H72V122H71ZM78 123H79V122H78ZM84 123H85V122H84ZM84 123H83V125H84ZM87 123H88V122H87ZM145 123H146V121H145ZM145 123H143V124L145 125ZM155 123H156V122H155ZM166 123H168V121L165 122V125H166ZM191 123H190V124H191ZM195 123H196V121H195ZM198 123H199V122H198ZM218 123H219V122H218ZM0 124H1V123H0ZM18 124H19V123H18ZM28 124H30V123H28ZM28 124H27V125H28ZM48 124L46 123V126H47ZM51 124H50V126H52ZM59 124H58V125H59ZM85 124H86V123H85ZM88 124H89V123H88ZM91 124H92V123H91ZM97 124H100V123H97ZM97 124H96V125H97ZM105 124H106V123H105ZM108 124H110V123H108ZM111 124H112V123H111ZM140 124H141V123H140ZM168 124H169V123H168ZM199 124H200V123H199ZM219 124H220V123H219ZM221 124H222V123H221ZM21 125H25V123H24V124L21 123L20 126H21ZM30 125H32V124H30ZM35 125H36V124H34V126H35ZM54 125H55V124H54ZM60 125H61V124H60ZM102 125H103V124H102ZM102 125H101V126H102ZM147 125H149V123H147ZM171 125H170V126H171ZM2 126H3V124L0 125V127H2ZM20 126H19V127H20ZM79 126L82 127L81 124H79ZM90 126H91V125H90ZM111 126H112V125H111ZM111 126H110V128H111ZM149 126H150V125H149ZM149 126H148V129H147V127H146L147 130H149ZM162 126H164V124H162ZM166 126H167V125H166ZM170 126H169V127L167 126V128L165 127V129H170ZM176 126H175V127H176ZM202 126H203V125H202ZM6 127H7V124H6ZM22 127H24V126H22ZM42 127H43V126H42ZM47 127H48V126H47ZM52 127H53V126H52ZM57 127H58V126H57ZM74 127H75V126H74ZM84 127H85V126H84ZM87 127H89V126H87ZM91 127H92V126H91ZM94 127H95V125H94ZM94 127H92V129H93ZM96 127H97V126H96ZM160 127H161V126H160ZM175 127H173V128H174L175 130H177ZM181 127H182V126H181ZM184 127H186V126H184ZM191 127H192V125H191ZM193 127H194V125H193ZM24 128H26V127H24ZM43 128H46V127H43ZM49 128H50V127H49ZM49 128H46L45 131H47V129H49ZM54 128H55V127H54ZM58 128H59V127H58ZM106 128H107V127H104V131H103V132H100L101 136H103L102 133H104L105 131H107V130L109 129V125H108V128H107V129H106ZM158 128H159V127H158ZM158 128H157V130L159 131ZM162 128H163V127H162ZM171 128H172V127H171ZM173 128H172V129H173ZM194 128L197 129L196 126H195ZM205 128H206V127H205ZM218 128H219V127H218ZM13 129H12V130H13ZM41 129H42V128H41ZM56 129H57V128H56ZM88 129H89V128H87V130H88ZM90 129H91V128H90ZM198 129H199V128H198ZM200 129H201V128H200ZM9 130H10V129H9ZM12 130H10V131H11V132L16 131V130H13V131H12ZM29 130H30V129H29ZM32 130H34V128H33ZM49 130H50V129H49ZM49 130H48V131H49ZM84 130H86V128H85ZM84 130H82V131H84ZM93 130H94V129H93ZM93 130H92V131L89 130V131H91V133H89V134L87 133V134L91 136V134L94 133ZM97 130H98V127H97L96 131H97ZM101 130H103V126H102V129H101ZM101 130H99V131H101ZM147 130H146V133H147V134H148V133H154V131L152 132L151 129H150L151 132H147ZM150 130H149V131H150ZM153 130H154V127H153ZM180 130H181V129H180ZM215 130H216V129H215ZM217 130H218V129H217ZM0 131H1V133H3V131H6V129L3 130V128H2V130H0ZM23 131H24V130H23ZM26 131H27V129H26ZM26 131H25L24 133H25V134H26V133L29 134V133L26 132ZM51 131H53L52 128H51L50 132H51ZM67 131H68V130H67ZM67 131H66V132H67ZM76 131H77V130H75V132H76ZM109 131H111V130H109ZM109 131H108V132H105L106 135H105V134H104V135H105L106 137H107V134H108V136H110V135H109ZM158 131H157V132H158ZM162 131H163V130H162ZM167 131H168V130H167ZM182 131H183V130H182ZM184 131H185V130H184ZM202 131H205V130H202ZM6 132H7V131H6ZM21 132H22V131H21ZM29 132H31V134H33V131L30 130ZM37 132H38V131H37ZM37 132H36V133H37ZM41 132H42V131H41ZM58 132H59V131H58ZM60 132H63V128H62V130H60ZM155 132H156V131H155ZM157 132H156V133H157ZM185 132H186V131H185ZM19 133H20V132H19ZM24 133H21V135L24 134ZM36 133H35V135H36V137H37L38 135H37ZM55 133H56V132H55ZM71 133H73V131H72ZM71 133H69L70 136H71ZM79 133H80V132H79ZM191 133L194 134L192 130H191ZM196 133H197V132H196ZM211 133H212V132H211ZM231 133H230V134H231ZM257 133H259V132H257ZM257 133H256V134H257ZM13 134H14V133H13ZM50 134L52 135V133H50ZM59 134H61V133H59ZM77 134H78V133H77ZM80 134H82V133H80ZM80 134H79V135H80ZM100 134H99V138H97V134H96L95 137H94L95 134H93V137H94V139H98V142L102 143L104 140L100 137ZM110 134H112V133H110ZM135 134H136V133H135ZM158 134H161V133H158ZM185 134H186V136H188L187 133H185ZM213 134H214V133H212V135H213ZM217 134H218V133H217ZM263 134H264V133H263ZM5 135H6V134H5ZM5 135H4V136H5ZM7 135H8V134H7ZM35 135H34L33 138H35ZM44 135H45V134H44ZM53 135H54V134H53ZM72 135H74V134H72ZM130 135H131V133H130ZM136 135H138V134H136ZM149 135L152 136V134H149ZM169 135H170V134H169ZM182 135H183V133H182ZM8 136L11 137L12 134H10V135H8ZM23 136H24V135H23ZM28 136H29V135H28ZM48 136H49V135H48ZM74 136H75V135H74ZM74 136H73V140H72L73 143H74V140L77 138V137H75V139H74ZM77 136H78V135H77ZM86 136H87V135H86ZM86 136H85V137H86ZM90 136H89V137H90ZM112 136L114 137V136H116V135H112ZM133 136H134V135H133ZM133 136H132V138H133ZM143 136H144V135H143ZM154 136H158V135L154 133ZM159 136H162V137H163V133H162V135H159ZM232 136L234 137V135H232ZM14 137H15V139L20 138V136H19L18 138H17L16 136H14ZM26 137H27V136H26ZM38 137H39V136H38ZM43 137H45V136H43ZM80 137H83V136L81 135ZM89 137H88V138H89ZM117 137H118V136H117ZM119 137H120V136H119ZM129 137H130V136H129ZM137 137H138V136H137ZM139 137H140V136H139ZM152 137H153V136H152ZM152 137L148 138L147 135H146V138H147V139H145V138H142V139H145V140H144V143H145L146 140H148V139L151 140ZM168 137H170V136H168ZM181 137H182V136H181ZM228 137H229V136H228ZM6 138H7V137H6ZM29 138H30V137H29ZM41 138H42V137H41ZM103 138H105V137L103 136ZM107 138H109V137H107ZM107 138H106V139H107ZM114 138H116V137H114ZM158 138H161V137H158ZM176 138H178V137H177V135L175 134V139H176ZM184 138H185V137H184V135H183V138H182V139H184ZM188 138H189V137H188ZM1 139H2V140H1ZM1 139H0V140L3 141V137H2V136H1ZM4 139H5V137H4ZM37 139H38V138H37ZM42 139H43V138H42ZM71 139H72V136L70 137V140H71ZM78 139H79V137H78ZM80 139H81V141H82V138H80ZM80 139H79V140H80ZM119 139H120V138H119ZM122 139H123V138H122ZM122 139H121V140H122ZM133 139H134V138H133ZM139 139H140V138H138V140H139ZM161 139H162V138H161ZM161 139H160V140H161ZM180 139H181V138H180ZM7 140H8V138H7ZM11 140H12V139H11ZM11 140H10V141H11ZM26 140H27V139H26ZM28 140H29V139H28ZM79 140L76 141L75 144H76L77 142H79ZM83 140H84V139H83ZM86 140H87V138H86ZM91 140H92V138H91ZM108 140H109V139H108ZM108 140H107V141H108ZM113 140H116V139H113ZM121 140H120V141H121ZM123 140H124V139H123ZM125 140H126V139H125ZM129 140L131 141V138H129ZM135 140H136V139H134V141H135ZM140 140H141V139H140ZM140 140L138 141V143L140 142ZM153 140H154V139H153ZM153 140H152V141H153ZM155 140L157 141L156 138H155ZM155 140H154V141H155ZM5 141H6V140H5ZM5 141H4V143H5ZM15 141H16V140H15ZM40 141H41V139H40ZM87 141H89V139H88ZM87 141H86V143H87ZM92 141H94V140H92ZM92 141H91V142H92ZM142 141H143V140H142ZM152 141H151V142H152ZM177 141H178V140H177ZM8 142H9V140H8ZM23 142H24V141H23ZM70 142H71V141H70ZM91 142H90V143H91ZM98 142L96 143V142L94 141V143H95L96 145L98 144ZM109 142H110V141H108L107 144H109ZM111 142L113 143V142H115V141H111ZM124 142H125V143H124ZM124 142H123V143H124V145H125V144H126V141H124ZM132 142H133V140H132ZM132 142H130V143H132ZM136 142H137V141H136ZM148 142H149V141H147V144H148ZM161 142H162V140H161ZM185 142H187V141H185ZM6 143H7V141H6ZM14 143H15V142H13V144H14ZM34 143H35V142H34ZM79 143H80V142H79ZM86 143H85L84 141H83V143H82V145L84 146V148H82L83 151L86 150V151H87L86 153H90V152H91L92 154H93V153H96V155L99 154V153H97V151H98L97 149L100 147V145L95 149V150H97V151L94 152L93 149L95 148L94 146H96V145H92V146L94 147V148H92V146H89L90 143H89V144L87 143L88 145H87ZM94 143L92 142V144H94ZM100 143H99V144H100ZM115 143H116V142H115ZM115 143H113V144H115ZM120 143H121V142H120ZM120 143H119V144H120ZM127 143H128V142H127ZM130 143H128V145H130ZM133 143H134V142H133ZM155 143H156V142H155ZM155 143L153 142L154 146H155ZM164 143H165V140H164ZM179 143H180V142H179ZM181 143H182V141H181ZM15 144H16V143H15ZM35 144H36V143H35ZM53 144H55V143H53ZM53 144H52V145H53ZM84 144H86V145H84ZM117 144H118V142H117ZM176 144H177V143H176ZM183 144H184V143H183ZM43 145H44V146H43L44 148L41 147L42 144H41L40 147H36V148H34V149H37L38 152H41V154L39 153L40 155L43 154V152L45 151V149H47L46 146L49 145V144H47L46 142H44ZM58 145H59V142H57L54 146H55V147L57 146V147H58V150H59V152H60V151H62V149L60 150L59 147H60V148H62V147H61L60 145H59V146H58ZM63 145H65V144H63ZM67 145H68V143H67ZM72 145H74V144H72ZM76 145H78V143H77ZM80 145H81V144L78 145V148H79ZM102 145H103V147H104L106 144L104 145V142H103ZM102 145H101L100 149L102 148ZM143 145H144V144H143ZM158 145H160V144H159V141H158ZM179 145H180V144H179ZM185 145L188 146V144H185ZM25 146H26V145H25ZM35 146H36V145H35ZM54 146H53V147H54ZM86 146L91 147V149H92L93 151H91V150L87 147L88 150H90V152H89V151L87 150V148L85 149ZM106 146L108 147V145H106ZM149 146H150V145H149ZM162 146H163V145H162ZM22 147H24V145H22ZM45 147H46V148H45ZM51 147H52V146H51ZM51 147H50V148H51ZM57 147H56V148H57ZM67 147H69V149L72 151V152H70V153L73 155V148H72V147H70V146H66V147L63 148V149L65 150ZM74 147H76V146L74 145ZM118 147H119V146H118ZM130 147H131V146H130ZM158 147H159V146H158ZM180 147H181V146H180ZM14 148H15V147H14ZM20 148H21V146H20ZM26 148H28V147H26ZM29 148H30V147H29ZM38 148H40V149H38ZM48 148H49V147H48ZM71 148H72V149H71ZM76 148H77V147H76ZM109 148H110V147H109ZM114 148H116V146H115ZM152 148H153V146H152ZM176 148H177V147H176ZM183 148L186 149L185 146H183ZM17 149H19V145H18V148H17ZM52 149H53V148H52ZM52 149H51V150H52ZM84 149H85V150H84ZM119 149H120V148H119ZM119 149H118V150H119ZM153 149H154V148H153ZM171 149H172V147H171ZM185 149H184V150H185ZM0 150H1V149H0ZM15 150H16V149H15ZM15 150H14V151H15ZM24 150H25V149H24ZM28 150H29V149H28ZM31 150H32V148L30 149V151H31ZM48 150H49V149H48ZM53 150H55V152L57 151L55 148H54ZM64 150H63V151H64ZM70 150L67 149L66 151L69 152ZM75 150H76V149H75ZM80 150H81V147H80ZM102 150L104 151L105 149L103 148ZM102 150L100 151V153L102 152ZM128 150H130V148H129ZM178 150H179V148H177V151H178ZM1 151H2V150H1ZM30 151H28V152H30ZM66 151H65V153H66ZM83 151H81V152H82V155H81V153H77V155L79 154L78 157H80V158L82 157L81 159H83V160H80V161H84V158H83V157H84L85 154L83 155ZM106 151H108V150H105V152H106ZM110 151H111V150H110ZM179 151H180V150H179ZM26 152H27V151H26ZM26 152H25V153H22V151H21V152H19V153L27 154ZM31 152H32L31 155L37 153L36 150L31 151ZM78 152H80V151L78 150ZM120 152H121V151H120ZM135 152H136V151H135ZM138 152H139V151H138ZM172 152H173V151L171 150V152H169L168 154H169V155H174V153L172 154ZM174 152H175V150H174ZM2 153H4V152L2 151ZM8 153H9V152H8ZM46 153H47V152H46ZM57 153H58V152H57ZM57 153L55 154L53 151H51L49 154L47 153V154L49 155V158H48V157H46V158L50 159V155H53V154H54L53 156H56V155H57L56 157L59 158V157H58V154L61 155V152L58 153V154H57ZM65 153H64V155H65ZM91 153H90L89 158L92 157V156H91V155H92ZM114 153H115V151H114ZM128 153H129V152H128ZM0 154H1V153H0ZM4 154H5V155H4ZM4 154H1V156L4 155V156H2V159H1L2 161H3L4 159H5L4 161H6V159L9 158V157L4 158V157H6V153H4ZM12 154H13V153H12ZM17 154H18V153H17ZM17 154L15 153V155H17ZM28 154H30V153H28ZM101 154H102V153H101ZM101 154H100V155H101ZM123 154H124V153H123ZM175 154H177V153L175 152ZM7 155H9V154H7ZM31 155H30V158H31ZM44 155H46V154H44ZM48 155H47V156H48ZM64 155H62V158H61L60 160L63 161V160L66 159V157L68 156V155H67V156L64 158ZM72 155H69V156H72ZM75 155H76V152H74V156H73V157H76V156H77V155H76V156H75ZM80 155H81V156H80ZM102 155H103V154H102ZM114 155H115V154H114ZM117 155H118V154H116V156H117ZM119 155H121V154H119ZM10 156H11V154H10ZM18 156H20V155L18 154ZM25 156H27V155H25ZM32 156H34V155H32ZM35 156H37V154H36ZM53 156H52V157H53ZM69 156H68V158H69ZM86 156L88 157V154H86ZM104 156H105V155H104ZM104 156H102L101 158H103ZM16 157H17V156H16ZM21 157L23 158L24 155L21 156ZM21 157H20V158H21ZM28 157H29V156H28ZM37 157H39V156H37ZM40 157H41V156H40ZM40 157H39V158H40ZM60 157H61V156H60ZM73 157H72V159H73ZM78 157H77V159H75V160H76L75 163L78 162V161H77V160H79ZM95 157H96V156H95ZM98 157H99V156H98ZM98 157H97V158H98ZM119 157H121V156H119ZM20 158L18 157V159H19L20 161H22V158H21V159H20ZM30 158H29V160H28L29 162H30ZM39 158L36 159V160H34V161L39 160ZM54 158H55V157H54ZM63 158H64V159H63ZM97 158H95V159L92 158V159H94V162H97ZM114 158H115V156H114ZM116 158H117V157H116ZM12 159L15 160V158H13V157H12ZM16 159H17V158H16ZM18 159L16 160L17 162H19ZM23 159H24V158H23ZM70 159H71V158H70ZM70 159H67L66 161L68 162V161H70ZM72 159H71V160H72ZM92 159H91V160H92ZM109 159H110V158H109ZM169 159H170V157H169ZM9 160H10V159H7L8 162L6 161L7 163H5V164H8V163H9L8 165H11V166H9V168H11V167H12V164H11V162H10ZM41 160H44V161L47 162V159L45 160V158H43V159H41ZM60 160H59V161H60ZM86 160H87V159H86ZM86 160H85V161H86ZM95 160H96V161H95ZM167 160H168V159H167ZM171 160H172V158H171ZM2 161H1V162H2ZM11 161H12V160H11ZM25 161H26V159L24 160V162H25ZM28 161H26L25 165H29ZM51 161H54V159L51 158ZM66 161H64V163H66L65 166L67 165V162H66ZM115 161H116V160H115ZM13 162H14L13 164H15V161H13ZM17 162H16V164H17ZM22 162H23V161H22ZM22 162H20V163L22 164ZM31 162H32V160H31ZM31 162H30V165H31ZM55 162H57V161H55ZM71 162H73V161H71ZM71 162H70V164H71ZM88 162H89V161H87L86 163H88ZM91 162H93V161H91ZM94 162H93V165H94V168H95V163H94ZM107 162H108V161H107ZM112 162H113V159H112ZM132 162H133V161H132ZM3 163H4V162H3ZM37 163H40V162L37 161ZM52 163H53V162H52ZM57 163H58V162H57ZM75 163H74V166H75ZM82 163H83V162H82ZM86 163H85V164H86ZM109 163H110V162H109ZM114 163H116V162H114ZM134 163H135V162H134ZM32 164H33V163H32ZM42 164H43V162H42ZM49 164H51V163L48 162V165H49ZM53 164H54V163H53ZM53 164H52V165H53ZM59 164H61V163H59ZM59 164H58V165H59ZM90 164H91V163H90ZM1 165H3V164L1 163L0 166H1ZM17 165H18V164H17ZM17 165H16V166H17ZM25 165L23 166V164H22L23 169H24ZM61 165H63V164H61ZM80 165H81V162H80ZM93 165H92V166H93ZM16 166H15V167H16ZM20 166H21V165H20ZM20 166H18V169H20V168H19ZM46 166H47V165H46ZM54 166H55V165H54ZM54 166H53V169L55 168ZM63 166H64V165H63ZM65 166H64V168H65ZM7 167H8V166H7ZM13 167H14V165H13ZM43 167H44V166H43ZM48 167H49V166H48ZM60 167H61V166H60ZM60 167H59V168H60ZM69 167H71V166H69ZM86 167H87V166H86ZM104 167H106V165H104ZM87 168H88V167H87ZM87 168H86V170H88ZM89 168H90V165H89ZM91 168H92V167H91ZM94 168H92V170H93ZM106 168H107V167H106ZM109 168H110V166H109ZM18 169H16V170L18 171ZM25 169L28 170L27 167H26ZM40 169H41V168H40ZM44 169H45V168H44ZM53 169H52V170H53ZM55 169H56V168H55ZM83 169L85 170L84 167H83ZM104 169H105V168H104ZM26 170H25V171H26ZM50 170H51V168H50ZM52 170H51V172H52ZM56 170H57V169H56ZM61 170H62V169H61ZM98 170H100V169H98ZM105 170H106V169H105ZM28 171H29V170H28ZM36 171H37V170H36ZM39 171H40V170H39ZM63 171H64V170H63ZM63 171H62V172H63ZM93 171H94V170H93ZM102 171H103V169H102ZM8 172H9V171H8ZM13 172H15V171H13ZM86 172H87V171H86ZM96 172H98V171H96ZM17 173H18V172H17ZM31 173H32V172H31ZM31 173H30V174H31ZM39 173H40V172H39ZM46 173H47V171H46ZM46 173L44 172V176H45ZM53 173H54V172H53ZM53 173H52V174H53ZM94 173H95V172H94ZM98 173H100V171H99ZM103 173H104V172H103ZM105 173H106V171H105ZM8 174H10V173H8ZM49 174H50V173H49ZM67 174H68V173H67ZM79 174H80V173H79ZM83 174H84V172H83ZM83 174H82V176H83ZM106 174H108V175H106ZM106 174H105L106 176L100 174V175H101V179H103L104 176H105V177H109V175H111V173H110V174H109V173H106ZM120 174H121V173H120ZM3 175H5V174L3 173ZM3 175H2V176H3ZM11 175H15V173H14V174H11ZM24 175H25V174H24ZM24 175H23V176H24ZM31 175H32V174H31ZM38 175H39V174H38ZM64 175H65V174H64ZM68 175H69V174H68ZM86 175H87V173H86ZM97 175H98V174H97ZM17 176H18V174H17ZM62 176H63V175H62ZM62 176H61V177H62ZM98 176H99V175H98ZM102 176H103V177H102ZM6 177H7V175H6ZM6 177H5V178H6ZM20 177H21V176H20ZM34 177H35V176H34ZM37 177H39V176H37ZM58 177H59V175H58ZM91 177H93V175H92ZM15 178H17V177H15ZM22 178H23V177H22ZM35 178H36V177H35ZM67 178H68V177H67ZM13 179H14V177H13ZM13 179H12V180H13ZM27 179H28V178H27ZM30 179H31V178H30ZM45 179H46V178H45ZM56 179H59L60 183H61L62 181H64V180H60V178H56ZM114 179H115V178H114ZM114 179H113V180H114ZM252 179H253V178H252ZM255 179H256V178H254L253 180H255ZM3 180H4V177H3ZM3 180H2V181H3ZM22 180H23V179H22ZM31 180H32V179H31ZM37 180H38V178H37ZM48 180H49V179H48ZM52 180H53V178L51 179V181H52ZM97 180H98V179H97ZM106 180L109 181V178H108V179L106 178ZM110 180H111V179H110ZM248 180H249V178H248ZM55 181H56V180H55ZM90 181H91V180H90ZM100 181H101V180H100ZM17 182H18V181H17ZM31 182H32V181H31ZM36 182H37V181H36ZM38 182H39V180H38ZM48 182H49V181H47L46 183L48 184ZM56 182H57V181H56ZM66 182H67V181H66ZM77 182H78V181H77ZM83 182H84V181H83ZM83 182H82V183H83ZM103 182H104V180H103ZM103 182H102V183H103ZM110 182H111V181H110ZM115 182H116V181H115ZM2 183H3V182H2ZM10 183H11V182H10ZM14 183H15V182H14ZM21 183H22V182H21ZM39 183H40V182H39ZM57 183H58V182H57ZM57 183H56V184H57ZM82 183L80 182V185H77V186L80 188V186L83 185ZM86 183H87V182H86ZM119 183H120V182H119ZM121 183H122V182H121ZM26 184H27V183H26ZM30 184H31V183H30ZM40 184H41V183H40ZM56 184H54V185H56ZM88 184H89V183H88ZM92 184L95 185V182L92 183ZM99 184L101 185V183H98V185H99ZM104 184H105V183H103V185H104ZM3 185H4V184H3ZM3 185H2V186H3ZM10 185H11V184H10ZM17 185H18V184H17ZM19 185H20V181H19ZM19 185H18V187H19ZM22 185H23V184H22ZM27 185L29 186V184H27ZM34 185H35V184H34ZM85 185H87V184H85ZM108 185H109V184H108ZM118 185H119V184H118ZM0 186H1V184H0ZM14 186H16V184H15ZM41 186H42V185H41ZM41 186H40V188H41ZM95 186H96V185H95ZM110 186H111V185H110ZM112 186H113V185H112ZM114 186H115V185H114ZM20 187H21V186H20ZM29 187H30V186H29ZM42 187H43V186H42ZM57 187H58V186H57ZM64 187H65V185H64ZM98 187H100V186H98ZM98 187H97V188H98ZM105 187H106V186H105ZM1 188H2V187H1ZM15 188H16V187H15ZM24 188H25V186H24ZM59 188H60V187H59ZM111 188H112V187H111ZM115 188H117V187H115ZM3 189H6V188H3ZM7 189H10V188H7ZM7 189H6V190H7ZM12 189H14V188H12ZM22 189H23V187H22ZM36 189H37V188H36ZM42 189H43V188H42ZM76 189H77V188H76ZM80 189H81V188H80ZM109 189H110V188H109ZM19 190L21 191L20 188H19ZM19 190H18V191H19ZM40 190H41V189H40ZM67 190H68V189H67ZM77 190H79V189H77ZM87 190H89V189L87 188ZM87 190H86V191H87ZM90 190H92V187H91ZM112 190H113V188H112ZM112 190H111V191H112ZM2 191H3V190H2ZM22 191H23V190H22ZM81 191H82V190H81ZM81 191L78 192V195H79L80 197L82 196V195H81L82 193L79 194ZM117 191H118V190H117ZM7 192H8V190H7ZM96 192H97V190H96ZM12 193H13V192H12ZM22 193H23V192H22ZM24 193H25V189H24ZM48 193H49V192H48ZM52 193H53V192H52ZM63 193H64V192H63ZM70 193H72V192H70ZM0 194H1V192H0ZM2 194H3V192H2ZM2 194H1V196H2ZM27 194H28V193H27ZM27 194H26V195H27ZM32 194H33V193H32ZM49 194H50V193H49ZM74 194H77V193H74ZM74 194H72V195H74ZM21 195H22V194H21ZM24 195H25V194H24ZM38 195H39V194H38ZM47 195H48V194H47ZM54 195H55V194H54ZM67 195H70V194L67 193ZM91 195H93V194H91ZM7 196H8V195H7ZM22 196H23V195H22ZM43 196H44V194H43ZM79 196H78V200H76V198H77L76 195H75V197H72V198H74V200H76V201H78V202H79V201L81 202L82 199L79 200V199H80ZM13 197H14V196H13ZM32 197H34V196H32ZM32 197H31V198H32ZM44 197H45V196H44ZM44 197H43V198H44ZM54 197H55V196H54ZM54 197H53V198H54ZM65 197H66V196H65ZM53 198H52V199H53ZM58 198H59V197H58ZM70 198H71V197H70ZM7 199H8V198H6V200H7ZM16 199H17V198H16ZM29 199H30V198H29ZM49 199H50V198H49ZM56 199H57V198H56ZM111 199H112V198H111ZM14 200H15V198H14ZM14 200H13V201H14ZM25 200H27V199H25ZM32 200H33V199H32ZM32 200L30 199L29 201L31 202ZM42 200H43V199H42ZM46 200H47V199H46ZM109 200H110V199H109ZM36 201H38V199H36ZM43 201H44V200H43ZM72 201H73V200H72ZM4 202H5V201H4ZM40 202H41V200H40ZM58 202H59V201H58ZM114 202H115V201H114ZM14 203H15V202H14ZM20 203H21V202H20ZM25 203H26V202H25ZM44 203H46V202L44 201ZM50 203H51V202H50ZM61 203H62V201H61ZM1 204H2V203H1ZM21 204H23V203H21ZM38 204H39V202H38ZM66 204H67V203H66ZM76 204H77V203H76ZM92 204H93V203H92ZM26 205H27V207H28L29 204H26ZM47 205H48V203H47ZM50 205H51V204H50ZM58 205H60V204H58ZM86 205H87V204H86ZM89 205H91V204H89ZM94 205H95V204H94ZM94 205H93V206H94ZM21 206H22V205H21ZM45 206H46V205H45ZM72 206H73V205H72ZM74 206L76 207V205H74ZM95 206L97 207V205H95ZM1 207H3V206H1ZM1 207H0V208H1ZM6 207H7V206H6ZM18 207L21 208L20 206L17 205L16 208L18 209ZM31 207H32V206H31ZM31 207H30V208H31ZM66 207H68V206H66ZM66 207H65V208H66ZM96 207H95V209H97ZM22 208H23V206H22ZM22 208H21V209H22ZM30 208H29V210H30ZM33 208H34V207H33ZM56 208H57V207H56ZM70 208H71V207H70ZM85 208H86V207H85ZM1 209H2V208H1ZM1 209H0V211L2 212ZM24 209H25V211H26V208H23V210H24ZM57 209H58V208H57ZM88 209H89V207H88ZM91 209H92V208H91ZM95 209H94V210H95ZM4 210L6 211V210H8V208H6V209H4ZM4 210H3V212H2L3 214H4ZM13 210H14V208H13ZM23 210L21 211L22 213H23ZM27 210H28V208H27ZM29 210H28V211H29ZM62 210H63V209H62ZM70 210H71V209H70ZM10 211H12V210H10ZM32 211L35 212L34 209H32ZM32 211H31V212H32ZM45 211H46V209H45ZM74 211H75V210H74ZM90 211H91V210H90ZM95 212H96V211H95ZM5 213L7 214V212H5ZM9 213H10V212H9ZM9 213H8V214H9ZM15 213H16V212H15ZM47 213H48V212H47ZM55 213H56V212H55ZM61 213H62V212H61ZM61 213H60V214H61ZM68 213H69V212H68ZM100 213H101V212H100ZM3 214H2V215H3ZM25 214H26V212L24 213V215H25ZM53 214H54V213H53ZM60 214H59V215H60ZM75 214H76V213H75ZM92 214H93V213H92ZM2 215H0V216H2ZM9 215H10V214H9ZM17 215H18V211H17ZM28 215H29V214H28ZM33 215H34V214H33ZM37 215H38V214H37ZM43 215H44V214H43ZM63 215H64V214H63ZM79 215H80V214H79ZM79 215H78V216H79ZM90 215H91V213H90ZM90 215H89V216H90ZM93 215H94V214H93ZM95 215H96V214H95ZM51 216H52V215H51ZM57 216H58V215H56V217H57ZM102 216H103V215H102ZM4 217H5V215H4ZM7 217H8V216H7ZM10 217H11V216H10ZM66 217H67V216H66ZM84 217H85V215H84ZM94 217H95V216H94ZM11 218H12V217H11ZM16 218L18 219V216H17ZM19 218H20V217H19ZM23 218H24V217H23ZM46 218H47V217H46ZM50 218H51V217H50ZM67 218H68V217H67ZM90 218H91V216H90ZM0 219H1V218H0ZM5 219L7 220L8 218L5 217ZM5 219L2 220V224H3V225H4L5 223L7 224V222L5 221ZM12 219H13V218H12ZM28 219H29V218H27V220H28ZM33 219H34V217H33ZM37 219H38V216H37ZM82 219H83V218H82ZM14 220H16V219H14ZM25 220H26V219H25ZM39 220H40V219H39ZM39 220H38V221H39ZM43 220H44V219H43ZM47 220H48V219H47ZM59 220L62 221L63 219H59ZM3 221H5V223H3ZM12 221H13V220H12ZM12 221H11V222H12ZM16 221H17V220H16ZM60 221H59V222H60ZM13 222H15V221H13ZM56 222L59 223L58 221H56ZM56 222H55V223H56ZM16 223H17V222H16ZM26 223H28V222H26ZM36 223H38V222H36ZM70 223H71V222H70ZM30 224H31V223H30ZM3 225H2V227H1V225H0L1 229H4V226H3ZM7 225H10V223L8 222ZM7 225H6V226H7ZM38 225H39V223H38ZM57 225H59V224H57ZM11 226H13V224H12ZM35 226H36V224H35ZM52 226H54V225H52ZM235 226H236V225H235ZM251 226H252V225H251ZM258 226H259V224H258ZM261 226H262V224H261ZM13 227H15V229H14L13 231H15L16 229H18V228H16V227H18V225H15V226H13ZM19 227H20V224H19ZM236 227H237V226H236ZM236 227H235V230H233V227L231 228V230H233V234H234V231H236V230L239 228V227H237V228H236ZM247 227H248V226H247ZM255 227H257V226H256V225L253 226V230H254ZM263 227H264V226H262V228H263ZM52 228H53V227H52ZM229 228H230V227H229ZM229 228H228V229H229ZM9 229H10V228H9ZM12 229H13V228H12ZM21 229L24 230V228H21ZM29 229H30V228H29ZM63 229H64V228H63ZM224 229H226V228H224ZM224 229H223V230H224ZM240 229H241V228H240ZM242 229H244V228H242ZM242 229H241L240 232H241V233H242V232L244 233L245 231H243ZM250 229H252V227H250ZM255 229H256V228H255ZM263 229H264V228H263ZM263 229H262V230H263ZM10 230H11V229H10ZM229 230H230V229H229ZM246 230H247V229H246ZM256 230H257V229H256ZM258 230H259V227H258ZM258 230H257V231H258ZM18 231H20V229H19ZM35 231H36V230H35ZM238 231H239V230H238ZM263 231H264V230H263ZM6 232H7V231H6ZM8 232H9V231H8ZM20 232H21V231H20ZM49 232H51V229L49 230ZM54 232H55V231H54ZM222 232H224V231H222ZM222 232H221V234H223ZM246 232H247V231H246ZM251 232H252V233H255V231L253 232L252 230H251ZM11 233H13V232H11ZM16 233H18V232H16ZM22 233H23V232H22ZM47 233H48V232H47ZM227 233H228V232H227ZM231 233H232V232H231ZM241 233H240V234L237 233V234H239V237L243 235V233H242V235H241ZM29 234H30V233H29ZM34 234H35V233H34ZM58 234H59V233H58ZM162 234H163V233H162ZM250 234H251V233H250ZM250 234L247 233V235H250ZM12 235H13V234H11V237H12V239H14ZM15 235H16V234H15ZM24 235H25V234H24ZM31 235H32V234H31ZM51 235H52V233H51ZM163 235H164V234H163ZM256 235H257V234H256ZM20 236H21V237H19V236L16 235V237L20 238L18 241H20L21 238L24 237V236H22V235H20ZM227 236H228V235H227ZM252 236L254 237V235H252ZM258 236H259V235H258ZM7 237H10V236H7ZM7 237H5V239H6ZM33 237H34V236H33ZM35 237H36V236H35ZM220 237H221V235H220ZM222 237H224V236L222 235ZM232 237H233V236H232ZM236 237H237V236H236ZM244 237H246V234H245ZM244 237H243V238H244ZM255 237H256V236H255ZM2 238H3V237H2ZM56 238H57V237H56ZM247 238L249 239L250 236L247 237ZM251 238H252V237H251ZM251 238H250V241H251ZM9 239H10V238H9ZM15 239H17V238H15ZM15 239H14V240H15ZM53 239H54V237H52V239H49V240H53ZM87 239H89V238H87ZM231 239H232V238H231ZM238 239H239V238H238ZM241 239H242V238H241ZM244 239H246V238H244ZM253 239H254V238H253ZM253 239H252V241H253ZM26 240H27V239H26ZM31 240H32V239H31ZM44 240H45V239H44ZM254 240H255V239H254ZM1 241H2V239H1ZM1 241H0V242H1ZM18 241H17V242H18ZM65 241H66V239H65ZM87 241H88V240H87ZM175 241L177 242V239H176ZM233 241H234V240H233ZM243 241H244V240H243ZM247 241H248V240H247ZM250 241H249V242H250ZM255 241H256V240H255ZM6 242H7V241H6ZM12 242H13V241H12ZM23 242H24V241H23ZM25 242H26V241H25ZM31 242H32V241H31ZM52 242H53V241H51L50 243H52ZM60 242H62V240H60ZM73 242H74V241H73ZM88 242H89V241H88ZM88 242H87L86 244H88ZM173 242H174V241H173ZM178 242H179V241H178ZM182 242H183V241H182ZM182 242H180V243L182 244ZM260 242H261V244L263 245V248H264V238H262V239L260 240ZM10 243H11V242H10ZM10 243H9V245L12 244V243H11V244H10ZM14 243H16V241H15ZM29 243H30V242H28V244H29ZM34 243H35V241H34ZM34 243H33V244H34ZM56 243H58V245H62L63 242H62V243H59V239H58V242H57V240H56V242H55L54 244H56ZM89 243H90V242H89ZM159 243H160V242H159ZM230 243H231V242H230ZM2 244H5V243L3 242ZM33 244H32V245H33ZM45 244H46V243H45ZM140 244H141V243H140ZM142 244H143V243H142ZM162 244H163V242H162ZM171 244L174 245V243H172V242H171ZM181 244H180V245H181ZM183 244H184V242H183ZM211 244H212V243H211ZM216 244L219 245V244H220V241H219V243H216ZM250 244H251V242H250ZM259 244H260V243H259ZM9 245H6V246H9ZM12 245H13V244H12ZM17 245H18V244H17ZM19 245H20V244H19ZM35 245H36V248H37V244H35ZM35 245H34V246H35ZM39 245H40V243H39ZM48 245L50 246L51 244H48ZM58 245L56 244L57 247H58ZM70 245H71V244H70ZM70 245H69V247H70ZM94 245H95V244H94ZM150 245H151V244H150ZM253 245H254V244H253ZM3 246H4V245H3ZM3 246H2V247H3ZM29 246H30V244H29ZM34 246H33V247H34ZM92 246H93V245H92ZM152 246L154 247V245H151V247H152ZM160 246H161V244H160ZM175 246H177L176 243H175ZM175 246H173V247H175ZM213 246H214V245H213ZM213 246H212V247H213ZM231 246H232V245H231ZM251 246H252V244L250 245V247H251ZM2 247H1V248H2ZM4 247H5V246H4ZM14 247H15V248H14V251H16V250L18 251V249H16L17 247H16V246H14ZM31 247H32V246H31ZM52 247H53V246H52ZM59 247H60V246H59ZM65 247H66V246H65ZM71 247H72V246H71ZM77 247H78V246H77ZM93 247H94V246H93ZM95 247H96V246H95ZM95 247H94V249H95ZM148 247H149V246H148ZM171 247H172V246H171ZM173 247H172V248H173ZM183 247H185V246H183ZM203 247H204V246H203ZM214 247L216 248V246H214ZM214 247H213V248H214ZM218 247H219V246H218ZM224 247H225V248H224V250H225V249H226V246L224 245ZM253 247H256V246L254 245ZM18 248H19V247H18ZM29 248H30V247H29ZM36 248H35V249H36ZM41 248H42V247L40 246V250L43 249V248H42V249H41ZM46 248H47V247H46ZM63 248H64V247L62 246L61 249H63ZM66 248H67V247H66ZM141 248L143 249V251L145 250V249H144L145 247H144V248L141 247ZM141 248H140V249H141ZM158 248H160L159 245H158ZM161 248H162V247H161ZM204 248H206V247H204ZM220 248H223V247H220ZM227 248H228V247H227ZM257 248L259 249V246H258ZM257 248H256V249H257ZM3 249H4V248H3ZM11 249H13V247H12ZM31 249H32V248H31ZM31 249H29V251H31ZM37 249H38V248H37ZM37 249H36V250H37ZM44 249H45V248H44ZM50 249H51V248H50ZM94 249H93V250H94ZM137 249H138V247H137ZM142 249H141L140 251H142ZM150 249H151V248H150ZM258 249H257V250H258ZM27 250H28V249H27ZM33 250H34V249H33ZM40 250H39V251H40ZM48 250H49V248H48ZM51 250L53 251L54 248H52ZM55 250H56V249H55ZM55 250L53 251V253L55 252ZM58 250H59V249H58ZM64 250H65V248H64ZM64 250H63L62 252H64ZM96 250H97V248H96ZM100 250H101V249H100ZM147 250H149V248H147ZM155 250H156V249H155ZM155 250H154V251H155ZM158 250H159V249H158ZM158 250H156V251H158ZM203 250H204V249H203ZM203 250H201V252H203ZM209 250H210V249H209ZM215 250H218V249L216 248ZM219 250H220V249H219ZM228 250H229V249H228ZM2 251H4V250H2ZM6 251H7V250H6ZM6 251H5V252H6ZM8 251H9V250H8ZM11 251L13 252V250H11ZM11 251L8 252V254L10 253L9 255L12 256V254H11L12 252H11ZM29 251H28V252H29ZM39 251L36 252V256L39 254ZM69 251H70V250H69ZM71 251H73V250L71 249ZM83 251H84V253H85L86 250L84 249ZM91 251H92V249H91ZM136 251H137V250H136ZM145 251H146V250H145ZM150 251H151V250H150ZM150 251H149V253H150ZM160 251H161V249H160ZM163 251H164V250H163ZM163 251H162V253H164ZM204 251L207 252V250H204ZM236 251H238L237 254H238V256L241 258L240 261H242V259H244V258H245V259H249V258H250V254H251L250 252H252V253L254 252V251H252V248L250 249V248L247 246V244L245 245L244 243H242V241L240 242L239 240L236 241ZM258 251H259V250H258ZM260 251H261V250H260ZM60 252H61V251H59V253H60ZM97 252H98V251H97ZM152 252H153V251H152ZM166 252H167V251H166ZM205 252H204V253H205ZM209 252L212 253L211 250H210ZM209 252H208V253H209ZM227 252H228V251H227ZM2 253H3V252H2ZM6 253H7V252H6ZM32 253H33V252H32ZM37 253H38V254H37ZM43 253H44V252H43ZM46 253H47V254L50 253V255H51V252H50V251H49V252H45L44 255H45ZM68 253H70V252H68ZM82 253H83V252H82ZM84 253H83V255H84ZM88 253H89V252H88ZM90 253H92V252H90ZM93 253L95 254V252H93ZM102 253H103V252H102ZM104 253H105V252H104ZM143 253H144V252H143ZM170 253H172V252L170 251ZM196 253H197V252H196ZM223 253H224V252H223ZM229 253H230V252H229ZM229 253H228V254H229ZM254 253L257 254L256 252H254ZM259 253H260V252H259ZM259 253H258V255H259ZM13 254H15V253L13 252ZM34 254H35V252H34ZM34 254H33V255H34ZM40 254H42V253L40 252ZM54 254H55V253H54ZM54 254H53V255H54ZM63 254H64V256L66 255L65 253H63ZM80 254H81V253H80ZM94 254H91V255H94ZM96 254H97V253H96ZM100 254H101V252H100ZM130 254H131V253H130ZM138 254H139V253H138V251H137L136 256H137ZM160 254H161V253H159L158 255H159V257L161 258V256H162L163 254H162V255H160ZM201 254H202V253H201ZM205 254H207V253H205ZM205 254H204V257H205ZM213 254H215V253H213ZM216 254H217V252H216ZM228 254L225 252V255H224L225 258H226V257L229 258V257H228ZM230 254H231V253H230ZM255 254H252L251 257H253ZM261 254H262V253H260V255H261ZM9 255H7V258L10 257ZM24 255H25V254H24ZM26 255H27V254H26ZM31 255H32V254H31ZM31 255H30V256H31ZM58 255H59V254H58ZM61 255H62V253L60 254V256H61ZM69 255H70V254H69ZM71 255H72V254H71ZM83 255H82V256H83ZM87 255H88V254H87ZM117 255H118V254H117ZM131 255H132V254H131ZM131 255H129V257H130ZM143 255H144V254H143ZM147 255H148V254H147ZM158 255H157V256H158ZM171 255H172V254H171ZM173 255H174V254H173ZM173 255H172V257H171L172 259H170V261L174 259V258H173ZM202 255H203V254H202ZM202 255H201V256H202ZM207 255H208V254H207ZM218 255H219V254H218ZM0 256L2 257V255H0ZM36 256L34 255V257H36ZM41 256H43V255H40L39 257L41 258ZM60 256H59V257H60ZM82 256H81V257H82ZM104 256H105V255H104ZM123 256H124V255H123ZM134 256H135V254H134ZM134 256H132L131 259H132ZM145 256H146V255H145ZM169 256H170V255H169ZM169 256H166V257H168V260H169ZM174 256H175V255H174ZM197 256H198V255H197ZM197 256H196V259H197ZM256 256H257V255H256ZM3 257H4V256H3ZM12 257L15 258L14 255H13ZM16 257H17V256H16ZM27 257H29V253H28ZM39 257H38V258H39ZM47 257H48V256H47ZM68 257H69V256H68ZM70 257H71V256H70ZM74 257H75V256H74ZM74 257H73V255H72L71 258L74 259ZM119 257H120V256H119ZM125 257H126V256H125ZM140 257H142V256H139V258H140ZM155 257H156V256H155ZM159 257H158V258H159ZM164 257H165V256L163 255V259L166 258V257H165V258H164ZM7 258H6V259H7ZM23 258H24V257H23ZM29 258H30V257H29ZM42 258H43V257H42ZM65 258H67V255H66V257H63V256H62V259L65 260ZM78 258H79V256H78ZM83 258H84V257H83ZM90 258H91V257H90ZM92 258H93V257H92ZM96 258H97V257H96ZM99 258H100V257H99ZM99 258L96 259V260H99V261H100ZM106 258H107V257H106ZM106 258H104L103 260L108 261V259H106ZM127 258H128V257H127ZM134 258H136V257H134ZM142 258H143V257H142ZM142 258H141V259H142ZM144 258H145V257H144ZM144 258H143V259H144ZM158 258L156 257L155 259L158 260ZM160 258H159V261H160ZM200 258H201V257H199L197 260H196V259H195V260L198 261ZM202 258H203V256H202ZM214 258H215V257H214ZM225 258H224V261H221L222 263H225V264H236V263H237V262H236V263L234 262V259H231L230 262H229V260H228V259H225ZM255 258H258V257H255ZM2 259L4 260L5 258H2ZM16 259H17V258H16ZM26 259H27V258H26ZM26 259H25V260H26ZM33 259H34V258H33ZM35 259H36V258H35ZM49 259H50V262L48 261ZM49 259H47V261L51 264V262H52V256H51ZM88 259H89V258L87 257V258L85 259V261H86V260L88 261ZM93 259L95 260V257H94ZM120 259H121V258H120ZM124 259H125V258H124ZM149 259L151 260V258H149ZM149 259H148V260H149ZM161 259H162V258H161ZM163 259H162V260H163ZM178 259H180V260L182 261L181 258H178ZM205 259H206V258H205ZM211 259H212V258H211ZM250 259H251V258H250ZM263 259H264V258H263ZM0 260H1V259H0ZM3 260H1V261H3ZM42 260H43V259H41V261H42ZM91 260H92V259H91ZM94 260H92V261H94ZM145 260H147V259H145ZM148 260H147V264H150V263L152 264L153 261L151 260V261L148 263ZM180 260H179V263H178V261L176 260V261H177V264H180V262H181ZM216 260H217V262H218V259H216ZM1 261H0V264H1ZM5 261H6V260H5ZM10 261H11V260H10ZM12 261H13V259H12ZM28 261H29V260H28ZM38 261H40V260H38ZM73 261H74V260H73ZM73 261H72V262H73ZM77 261H78V260H77ZM80 261H81V259H79V262H80ZM83 261H84V259H83ZM92 261H91V262H92ZM99 261H98V262H99ZM121 261H122V260H121ZM128 261H129V260H128ZM132 261H134V260H131V262H132ZM141 261H142V260H141ZM141 261H139V263H141ZM166 261H167V259H166ZM166 261H165V262H166ZM251 261H252V260H251ZM31 262H32V261H31ZM36 262H37V260H36ZM36 262H35V263H36ZM48 262H47V264H49ZM79 262H78V263H79ZM89 262H90V260H89ZM134 262H136V261H134ZM143 262H144V261H143ZM172 262L175 264V260H173ZM172 262H171V263L169 262V263H167V264H173ZM183 262H184V261H183ZM203 262H204V261H203ZM210 262H211V261H210ZM214 262H215V261H214ZM214 262H212V263H214ZM244 262H245V261H244ZM9 263H10V262H9ZM40 263H41V262H40ZM53 263H55V261H53L52 264H53ZM57 263H58V262H57ZM78 263L75 261V262H73L72 264H78ZM80 263H82V261H81ZM104 263H105V261H104ZM104 263H103V264H104ZM107 263H109V262H106L105 264H107ZM127 263H128V262H127ZM163 263H164V262H163ZM163 263H162V264H163ZM181 263H182V262H181ZM208 263H209V262H208ZM218 263H219V262H218ZM42 264H45L44 261H43ZM61 264H62V263H61ZM64 264H66V263L64 262ZM68 264H70V263H68ZM82 264H83V263H82ZM94 264H96V263H94ZM109 264H110V263H109ZM122 264H126V263L123 262ZM130 264H131V263H130ZM132 264H133V263H132ZM134 264H135V263H134ZM145 264H146V262H145ZM153 264H155V263H153ZM164 264H165V263H164ZM209 264H210V263H209ZM263 264H264V263H263Z\"/></svg>","mask_w":264,"mask_h":264},{"label":"snow or ice","instance_id":"obj_3","mask_svg":"<svg viewBox=\"0 0 264 264\" xmlns=\"http://www.w3.org/2000/svg\"><path fill=\"white\" fill-rule=\"evenodd\" d=\"M24 39H27V36H25ZM26 53H27V49L25 48L24 54H26ZM17 54L18 55L21 54L19 52V50H18ZM25 251H27V243L26 242L20 244V246L18 248V252H17V257H22L24 255ZM29 255H31V253H29ZM10 264H30V261L17 258L15 260L11 261ZM37 264H39V261H37ZM45 264H47V261H45ZM186 264H208V262L190 261V262H186Z\"/></svg>","mask_w":264,"mask_h":264}]
</instances>
